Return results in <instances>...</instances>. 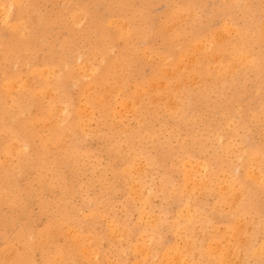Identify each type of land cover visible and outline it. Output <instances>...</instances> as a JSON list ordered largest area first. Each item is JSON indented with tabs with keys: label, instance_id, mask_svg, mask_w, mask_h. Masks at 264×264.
I'll use <instances>...</instances> for the list:
<instances>
[{
	"label": "rangeland",
	"instance_id": "obj_1",
	"mask_svg": "<svg viewBox=\"0 0 264 264\" xmlns=\"http://www.w3.org/2000/svg\"><path fill=\"white\" fill-rule=\"evenodd\" d=\"M99 1H102V2H99ZM104 1H105V3H104ZM106 1L107 0H94V1L93 0H0V44H1L0 45V50H1L0 51V57L2 56L0 58L1 59L0 60L1 61L0 62V78H1L0 82L3 83V84L0 83L1 84L0 85V94H1L0 95V104H1L0 105V110H1L0 111V119L4 120V121L0 120L1 121L0 122V144H1L0 145V150H1L0 151V165H2L3 163L5 164V165L0 166V168H1V170H0V173H1L0 174V181L3 179L2 180L3 182L2 181L0 182V189H2L0 191V208H1L0 209V217H1L0 218V227H1L0 228V238H2V239H0V256L1 257L5 256L4 257L5 259H3V257L2 258L0 257V260H1L0 264H2V262H3V264H41L43 262H44V264H53V263L56 264L57 262H59L57 264H71V263L72 264H74V263L75 264H138L139 262H140V264H142V263L145 264L146 262H147L146 264H156L157 262H159L160 264H168L167 263L168 261L167 260L165 261V259H167L168 256H169L168 260H169V258H171L169 261V264L170 263L171 264H185V263L187 264V262H188V264H190V263L191 264H197V262H198V264H200V263L201 264H221L223 262L225 264H228L231 260H232L231 264L233 262H234L233 264H242V263L243 264H264V253H263L264 248L262 247V246H264V231H263L264 230V225H263L264 224V193H263L264 192V185L261 183V182H264V180H263L264 174H262V173H264V169H263L264 168V153H263L264 152L263 151L264 150V122H262V119L264 120V118H262V117H264V111H263L264 110V64L262 63V62H264V59H263L264 58V34H263V32H264V30H263L264 29V18H262V16L264 17V1L263 0H228V1L225 0V1H227V2H225L224 0H200V1L199 0H174V1L173 0H123V1L122 0H120V1L116 0V2H115L113 0H108L107 3H106ZM127 1L130 3V5H129V3H127ZM95 3H97V4H95ZM27 4H29V5H27ZM121 4H124L125 7ZM128 5H129V7H128ZM141 5H144V6H141ZM97 6H99L100 8L98 7V9H95V8H97ZM101 6H102V8H101ZM247 6H249V7H247ZM2 7L4 8V11L6 13H8L9 15H7L6 13L3 12ZM82 7H83V9H82ZM122 7H124L123 11H122ZM260 7H262V9ZM30 8H31V11H30ZM186 8L189 10H187ZM205 8H207V9H205ZM228 8L230 11L227 10ZM238 8H240V9H238ZM81 9L83 11H81ZM84 9H88V10H84ZM126 9L128 12L122 13V12H126ZM136 9L139 11H135ZM170 9H172V10H170ZM173 9H174V11H173ZM224 9H225V11H224ZM76 11L87 12V13L83 14V13L78 12V15H76V14L74 15V13ZM145 11H146V13H143ZM171 11H173V12H171ZM222 11H223V13H221ZM23 12H26L28 14L23 13ZM130 12H131V14L129 17ZM133 12H134V14H133ZM174 12H176V13H174ZM182 12L184 13V15L186 14L189 17H187L186 15L184 16ZM188 12H190V13H188ZM227 12L230 13L232 18H230L231 16ZM118 13L121 14L122 16L124 15L123 16L124 19L121 18V15L118 16L119 15ZM139 13H141V14H139ZM255 13H256V15H255ZM68 14H70V15H68ZM113 14H115V15H113ZM135 14H137L138 16L136 17ZM168 15H169V17H167ZM175 15H176V17H175ZM219 15H220V17H219ZM234 15H235V17H234ZM83 16H85V17H83ZM107 16H108V18H105ZM9 17H10V19H9ZM114 17H117V20ZM134 17H135V19H134ZM140 17H142L141 20H140ZM143 17H144V19H143ZM147 17H148V19H147ZM180 17H181V19H180ZM197 17H199V18H197ZM67 18L70 22L67 21ZM91 18H93V19H91ZM136 18L138 19L137 21H136ZM234 19H236V20H234ZM21 20H24V21H21ZM104 20H106V21H104ZM14 21H15V23H17L15 26H14V24H15ZM122 21H124V22L128 21L129 24L125 23L126 26H124L123 25L124 22L122 23ZM138 21H139V23H138ZM141 21L144 23H142ZM164 21L167 22L168 24L165 23ZM176 21L177 22L179 21V22L177 23ZM223 21H225L227 24ZM4 22H5V24H4ZM45 22H46V24H45ZM105 22H107V23H105ZM108 22H109V24H108ZM247 22L248 23L250 22V23L247 24ZM23 23H24V25H23ZM67 23L69 26H67ZM73 23H75V24H73ZM87 23H89V24H87ZM101 23H102V25H100ZM147 23H148V25H147ZM158 23L160 24V26L158 25ZM163 23H165V24H163ZM174 23H175V25H174ZM224 23L226 24L225 26H227V27L222 25ZM12 24H13V26H12L13 28L11 27ZM97 24H99V26H101V28H99V26ZM117 24H118V26H117ZM170 24L172 25V27ZM45 25H47V26H45ZM50 25H51V27H50ZM95 25L98 27L96 28ZM122 25H123V27H122ZM130 26H132V27H130ZM156 26H158L160 29H158V27H156ZM161 26H162V29H161ZM261 26L263 29L262 28L259 29V27H261ZM29 27H31V28H29ZM105 27L107 28V31H106L107 33L105 32V30H106ZM114 27L116 29H114ZM117 27H118V29H117ZM121 27L124 28V30L126 29L125 30L126 34H124V32H123L124 30ZM247 27H249V29ZM255 27H257V28H255ZM17 28H19L20 31L21 30L22 31L18 33L19 30ZM23 28H24V30H26L25 32H24ZM52 28H53V30H52ZM102 28H104V31H102L103 30ZM135 28H137L136 31H135ZM170 28H171V31H170ZM38 29H40V30H38ZM50 29L52 30V32ZM119 29H121V31ZM148 29H149V34H147ZM153 29H154V31L155 30L156 31L155 32L151 31ZM165 29H168V30H165ZM231 29H232V32H231ZM16 30H17V32H16ZM113 30H114V32H113ZM127 30H129V31H127ZM139 30H140V32H139ZM215 30L216 31L218 30V33ZM150 31H151V33H150ZM223 31H224V33H223ZM257 31H258V33H257ZM12 32H13V34H12ZM34 32H35V34H34ZM88 32H89V34H88ZM90 32L95 33V34L90 35ZM115 32H116V35L114 34ZM141 32H142V34H140ZM159 32H160V35H158ZM219 32H221V33H219ZM99 33L107 39L103 38V36H101ZM120 33L122 35H120ZM155 33H156V35H155ZM211 33L213 34L212 36H211ZM24 34H25V36H24ZM52 34H54V35H52ZM78 34H80V36H78ZM97 34H99V35H97ZM128 34H130V35H128ZM143 34H144V37H141ZM198 34H200V35H198ZM215 34H217V36H218V34H220V36H218V38H215L216 37ZM21 35L23 36V38ZM89 35H90V37H89ZM139 35H141V36H139ZM197 35L200 37H197ZM121 36L124 38H121ZM129 36H131L132 38L130 37V39H128ZM221 36L223 39L221 38ZM224 36H226V37H224ZM59 37H61V38H59ZM9 38H10V40H9ZM64 38H66V39H64ZM99 38H101V39H99ZM137 38H139V40ZM227 38H228V40H227ZM67 39H68V41H67ZM93 39H95V41ZM96 39H97V41H96ZM201 39L203 40V42H201L202 41ZM210 39H214V40H211V43H210ZM57 40H58V42H57ZM107 40H109V41H107ZM124 40L126 42H124ZM127 40H128V42H127ZM186 40H187V42H186ZM22 41H24V42L22 43ZM66 41L68 43L69 42L70 43L68 44ZM98 41H100V42H98ZM106 41L108 44L106 43ZM113 41L115 42V44ZM116 41H118V42H116ZM219 41H220V43H219ZM6 42H8V43H6ZM260 42H261V44H260ZM99 43H102V44L100 45ZM192 43L198 44V46H200V49L197 46H195L196 44H192ZM202 43L204 44V46ZM24 44L25 45L29 44V45L26 47ZM105 44H106V47L104 48ZM113 44H114V46H113ZM126 44H128L129 46H127ZM219 44H220L221 48H220ZM246 44H247V46H246ZM86 45H87V47H86ZM95 45H96V47H95ZM193 45L195 46V48ZM201 45H202V47H201ZM20 46L24 47V48L26 47V48L21 49ZM101 46L103 48H101ZM217 46H219V47H217ZM19 47H20V49H19ZM94 47H95L96 51L94 50ZM228 47H230L229 48L230 51L228 50ZM246 47H247V49H246ZM4 48H6V49H4ZM54 48H56V52H54L55 51ZM59 48H61V49H59ZM108 48L109 49L111 48V49L109 50ZM206 48H208V49H206ZM212 48L215 50H213ZM223 48H226V49H223ZM231 48H234V49L231 50ZM8 49H10V50L12 49V50L11 51L9 50L10 51L9 52ZM18 49H19V51H18ZM29 49H30V51H29ZM82 49L84 50L83 52H82ZM87 49H88V51H87ZM99 49H101L102 51H100ZM127 49L129 52L127 51ZM221 49H223V50H221ZM2 50H4V51H2ZM21 50H23V51H21ZM25 50L28 54L25 52ZM52 50H53V52H51ZM97 50H99V51H97ZM108 50H109V52L113 51V53H108ZM125 50H126V52H125ZM181 50H183V54H182ZM5 51H8L9 55H8V52L6 53ZM60 51H61V53H60ZM72 51H75V52H72ZM179 51H181V53ZM261 51L263 52V54ZM101 52H102V54H101ZM234 52H235V54H233ZM92 53H93V56H92L93 58L91 57ZM130 53H133V54H130ZM239 53L242 55L241 56L238 55ZM15 54L16 55L21 54V55L15 56ZM22 54H25V55H23V57L25 59L22 57ZM50 54H52V55H50ZM57 54H60L62 57L57 55ZM122 54H123V56H120ZM83 55H85V56L83 57ZM179 55L180 56L182 55L184 57H180ZM29 56H31V58ZM48 56H49V58H48ZM65 56H67V57H65ZM115 56H117V58ZM242 56H244V57H242ZM246 56H248V57H246ZM38 57H39V59H38ZM63 57H65V58H63ZM208 57H209V59H208ZM29 58L30 59H34V58L36 59L37 58V61H35V59H34V61L29 60ZM44 58L45 59L47 58V59L43 60ZM57 58L59 61H56ZM59 58L60 59L62 58V59L60 60ZM5 59H6V62H5ZM104 59H105V61H104ZM159 59H160V61H159ZM177 59H179V60L176 61ZM253 59L255 61H252ZM16 60H17V63L15 64ZM27 60H29V61H27ZM49 60H50V62H49ZM62 60H63V62H64V60H66L64 62V64L61 63ZM161 60H163V61L166 60V63L167 64L169 63L168 66L166 63H164L165 64L164 65L163 61H161ZM7 61H8V63H7ZM125 61L126 62L128 61V62L126 63ZM173 61H174V64L177 68L173 65ZM30 62L31 63L33 62L32 63L33 65L30 64ZM37 62H40V63L36 64ZM251 62L252 63L254 62L252 67H251V65H252ZM24 63H26V64L24 65ZM34 63H35V65H34ZM3 64H4V66H3ZM47 64H49L48 65L49 69L48 68L45 69ZM125 64H127V65L125 66ZM180 64H182V65H180ZM112 65L114 68L112 67ZM115 65H116V67H115ZM170 65L174 66L177 70L175 68H172ZM79 66L81 68L80 71H79ZM106 66H108V67H106ZM201 66L202 67L205 66V67L202 68ZM216 66H217V69H216ZM37 67H39V68H37ZM62 67H64V69ZM206 67L208 68V70ZM233 67H234V69H233ZM32 68H35L36 70H34ZM89 68H90V70H89ZM162 68L163 69L166 68L168 72L165 71L166 69L163 70ZM230 68H231V72H229ZM31 69H32V71H30ZM54 69L56 72L54 71ZM65 69H67L68 71ZM92 69H95V70H92ZM157 69H158V71L162 70V72H158ZM88 70H89V72H88ZM114 70H115V72L113 74ZM169 70H170V72H169ZM86 71L88 74H91L90 75L91 77L86 73ZM110 71H112V72H110ZM206 71H209V72H206ZM69 72H71V73H69ZM104 72H106V74ZM10 73H13V74H10ZM84 73H85V76H84ZM18 74L21 77H19ZM172 74H173V76H172ZM190 74L192 77L194 75L195 79H193L191 76H189ZM72 75H74V76H72ZM224 75H225V77H224ZM231 75H232V77H230ZM51 76H53V78ZM203 76H204V78H202ZM206 76L209 78V80ZM8 77H10V78H8ZM17 77H19V78H17ZM55 77H57L58 79H56ZM27 78H28V80H27ZM41 78H44V79H41ZM65 78H67V80ZM201 78H202V80H201ZM206 78H207V82H206ZM19 79H21V80H19ZM29 79H31V80H29ZM190 79L192 81H190ZM222 79H223V81H221ZM14 80H17V81H14ZM18 80L20 82H18ZM32 80H33V83H31ZM44 80H46V81H44ZM82 80H83V82H82ZM214 80H215V82H214ZM226 80H227V82H226ZM27 81H29V82H27ZM34 81H35V84H34ZM43 81H44V84L42 83ZM53 81H54V84H53ZM89 81H90V85L88 83ZM103 81H105V82H103ZM167 81H169V82H167ZM170 81L172 83L171 85H170ZM47 82L49 84L51 83L50 86L48 85L49 87H51V85L53 84L52 88H46ZM80 82H81V84H80ZM106 82H108V83H106ZM45 83H46V85H45ZM161 83L164 85L162 86ZM201 83H203V84H201ZM25 84H27V85H25ZM41 84H43L45 86L40 87ZM55 84H56V86H54ZM71 84H72V86H70ZM100 84L103 86H101ZM165 84H167V85H165ZM177 84H178V86H177ZM29 85L32 88L34 86L35 89L30 88ZM172 85H175V89L172 88V87H174ZM215 85H216V87H215ZM57 86H58V88H57ZM105 86H106V88H105ZM108 87L111 89L109 90ZM207 87H208V89L210 88V91H207ZM2 88H4L5 90ZM41 88H43V89H41ZM54 88L57 90V92ZM122 88H124V90ZM141 88H142V90H141ZM169 88H172V89H169ZM181 88H182V90H181ZM22 89H23V91H22ZM40 89H41V91H39ZM137 89H138V92H136ZM157 89L158 90L161 89V90L158 91ZM7 90H9V91L7 92ZM44 90H46V92L48 90V93H46L47 95L42 96V95H44V93H43ZM49 90H51V91H49ZM102 90H105L106 92L102 91ZM167 90H169V91L171 90L170 91L171 93H169V92L167 93L166 92ZM212 90H214V91H212ZM21 91L23 93H20ZM182 91H183V93H182ZM236 91H237V93H236ZM51 92H52L53 98L51 97ZM102 92H104L103 93L104 95L105 94H107V95L100 97L103 95ZM108 92H110V93H108ZM134 92L136 94L133 96ZM160 92H162V94L163 93L164 94L160 95L161 94ZM8 93H9V95H8ZM17 93H19V94H17ZM39 93H43V94L40 95ZM81 93H83V94H81ZM153 93H155V95H153ZM176 93H178V94H176ZM202 93L204 94V97H202L203 96ZM210 93H211V95H210ZM22 94H24L25 98L22 97ZM53 94H55V96ZM56 94H58V95H56ZM165 94H167V95H165ZM4 96L8 100H5ZM28 96H30V97H28ZM34 96L35 97L37 96L38 99L35 98ZM116 96H117V98H116ZM158 96L160 97V99H157V98H159ZM161 96H162V98H161ZM166 96H167V98H166ZM186 96H188V97H186ZM16 97H17V99H16ZM42 97L45 100H43ZM62 97H63V99L61 101ZM151 97H153L152 98L153 100L151 99ZM23 98H24V100H22ZM85 98H86V100H85ZM90 98H92V99H90ZM99 98H100V100H99ZM114 98L116 100H114ZM122 98L124 101L122 100ZM146 98H148V99H146ZM154 98H156V99H154ZM169 98H170V100H169L170 102L168 101ZM150 99L152 101H155V102L153 103L151 101V103H150ZM161 99H163V101ZM164 99L167 102H165ZM204 99H206V100H204ZM12 100L14 102H12ZM17 100H18V102H17ZM39 100H40L41 104L38 103ZM47 100H49V101H47ZM111 100L113 102H111ZM157 100H159V101H157ZM172 100H174V101H172ZM203 100L206 102L203 103ZM27 101H28V103H27ZM117 101H119V102L123 101V102H120V104H118ZM129 101H131V103H129ZM171 101H172V103H171ZM15 102L17 103V105H15L16 104ZM23 102H25V103H23ZM44 102L45 103L48 102L49 105L52 107H48L47 106L48 103L44 104ZM134 102H136L137 104ZM174 102H176L177 105H174ZM63 103H64V105H63ZM155 103H156V105H155ZM162 103L166 106L165 109H164V106ZM170 103L172 104V106ZM13 104H14V106H13ZM27 104H28V106H27ZM37 104H39V105H37ZM42 104H43V106H41ZM57 104H59V105H57ZM116 104H118V105L116 106ZM148 104H151V105H148ZM158 104H160V105H158ZM167 104L168 105L170 104V107L167 106ZM53 105H54V107H53ZM67 105H68V107H67ZM90 105H92V106H90ZM104 105H106V106H104ZM153 105L155 106V108ZM9 106L13 107V109H10ZM22 106H24V107H22ZM70 107H72V108H70ZM81 107L82 108L85 107L84 110ZM88 107H89V109H88ZM128 107H129V109H127ZM5 108H7L6 109L7 111L5 110ZM56 108H58V110ZM59 108H61V110ZM168 108H169V110H168ZM181 108L183 109V111ZM8 109H10V110H8ZM44 109H46V110H44ZM49 109H50V111H48ZM55 109H56V111H55ZM71 109L73 112L71 111ZM73 109L75 110V112ZM81 109L83 110V112L85 111L84 113L87 116L84 115L82 117V114H84V113L82 112ZM112 109H114L112 112L113 114H111V112H110V111H112ZM14 110H15V112L13 113ZM23 110L27 111L28 114H27V112H25ZM87 110H88V113L90 115H88ZM104 110H106V111H104ZM53 111H54L55 115H54ZM69 111H71L72 113ZM77 111H79V112L81 111L82 114L77 112ZM1 112H2V114H1ZM9 112H10V114H6ZM18 112H20V113H18ZM29 112H30V114H29ZM41 112H43V113H41ZM100 112H101V114H100ZM174 112L176 114H174ZM182 112H183V114H181ZM132 113H133V115H132ZM15 114H17V115L15 116ZM49 114H50V116H49ZM76 114H79L78 117ZM109 114H111V115H109ZM60 115L63 116V118H64V119L62 118L63 120L61 119ZM37 116H41L40 117V118H42L41 123L43 122L42 123L43 125L40 124L41 119H38L39 117H37ZM54 116L56 118H54ZM58 116H60V118ZM66 116H68V117L65 118ZM79 116H81V117H79ZM180 116H181V119H179ZM173 117H176L177 119L176 118L173 119ZM14 118H15L17 124L15 123ZM21 118H22V120H21ZM10 119H12V120H10ZM17 119H19L20 122ZM34 119L37 121L36 123L33 122ZM80 119H81V121H80ZM8 120H9V123H8ZM44 120L46 122H44ZM178 120L179 121L181 120V122H179ZM182 120L184 121L183 123H182ZM13 121H14V124L12 123ZM64 121H66V122H64ZM76 121L77 122L79 121V122L77 123ZM51 122H53V124ZM75 122H76V124H75ZM86 122H87V125H85ZM45 123H47V124H45ZM2 124H4V126ZM5 124L7 125V128H6ZM114 124H116L115 127H114ZM30 125H31V127H30ZM41 125L43 128L40 127ZM44 126H48V127H44ZM63 126H64V128H63ZM76 126L80 130L75 128ZM28 127L30 129H32V133H30L31 130ZM50 127H54V128H52L53 130H51ZM4 128H6V130L8 132L6 135H5L6 130H4ZM24 128H25V130H24ZM117 128H119V129H117ZM120 128H122L123 130L121 131ZM128 128H129V130H128ZM26 129H29L30 131L26 130ZM36 129H37V131H36ZM66 129H68L69 131L68 130L66 131ZM83 129L85 132H82ZM16 130H18V132L20 130L21 131H20V133H17ZM61 130H63V133L65 135L64 134L62 135V132L60 134ZM11 131H13L14 133ZM65 131L68 133H65ZM71 131H73V132L75 131V133L73 134V132H71ZM143 131H144V133H143ZM128 132H129V134H128ZM39 133H40V136L38 135ZM76 133H78V134H76ZM92 133H94V134H92ZM119 133H121V134H119ZM29 134H32V135L30 136ZM75 134H76V136H75ZM149 134H152V135H149ZM140 135H141V137L143 136L142 140H140L141 139ZM16 136H17V138H19L18 140H17ZM20 136H21V138H20ZM37 136H38V138H37ZM45 136H47V137H45ZM59 136H60V138L58 139ZM138 137H139V139H138ZM15 138H16V140H15ZM77 138H79V140ZM135 138H137V139H135ZM34 139H35V142L33 141ZM117 139H119V140H117ZM193 139H195V140H193ZM4 140H5V142H4ZM24 140H25V142H24ZM31 140L35 144L34 143L32 144ZM52 140H54V141H52ZM128 140H129V142H128ZM13 141H14V143H13ZM26 141H28V142H26ZM113 141L116 143H118V142L119 143L115 144ZM52 142L54 143V145ZM58 142H60V143H58ZM179 142H180V144H179ZM243 142L246 145H244ZM2 143H3V145H2ZM110 143L111 144L114 143V145L113 144L110 145ZM183 143L184 144L188 143V144L187 145L185 144L186 145L185 146V145H183ZM236 143H237V145H234ZM8 144H10L11 146ZM28 144L31 145L32 147L29 146ZM39 144H41V145H39ZM70 144H72V145H70ZM75 144H77V145H75ZM231 144L233 145V147L231 146ZM249 144H251L252 147H250L251 145H249ZM15 145H17V146H15ZM43 145H44V147L48 148L49 151H48V149L46 150V148H44ZM48 145H51V146L47 147ZM61 145H62V147H61ZM167 145H169L170 147L169 146L167 147ZM12 146H14V148L16 150L13 149ZM253 146H255V147H253ZM1 147H3L4 149H2ZM19 147H21L20 150H19ZM24 147L26 149H23ZM60 147H61V149H60ZM68 147H69V149H68ZM76 147H78L79 152L76 150L77 149ZM117 147L119 148V151H118ZM184 147L186 148V150ZM229 147L232 148V151L230 150L231 148H229ZM256 147L258 148V150ZM36 148H38V150ZM72 148H73V150H72ZM120 148H122L123 150ZM140 148L142 149L143 152L140 150ZM193 148H195V149H193ZM227 148H228V150H227ZM8 149H10V150H8ZM11 149H13L14 152ZM66 149H67V152H66ZM203 149H204V152H203ZM243 149H244V151H243ZM252 149H255V150L253 151ZM3 150L4 151L6 150L5 152L7 153V155H9V158L11 160L8 158V156L6 155V153ZM30 150L32 151V156L30 155L31 154ZM134 150L137 151V153L134 154V152H135ZM226 150H227V154L225 152ZM235 150H236V154L234 152ZM250 150L252 153L250 152ZM256 150L259 152V155H258V152H256ZM8 151H9V153H8ZM19 151H21L23 154ZM71 151H73L74 154ZM121 151H123V152H121ZM167 152H168V156H167ZM176 152L178 153L177 154L178 157L175 156ZM186 152H187V154H186ZM190 152H192V153H190ZM229 152H231V153L229 154ZM253 152L255 154L256 153L257 154L255 155V154H253ZM15 153H16V155H15ZM18 153H19V155H18ZM121 153L122 154L125 153V154L122 155ZM184 153L186 156L184 155ZM75 154L77 155L76 157H75ZM108 154H110V155H108ZM180 154L183 157L182 162L180 161L181 159H179V157L181 158V156H179ZM251 154H253V156ZM132 155H134V156H132ZM247 155L249 158L247 157ZM169 156H170V158H169ZM258 156H260V158ZM261 156H262V158H261ZM5 157L7 158V161L4 162L3 158H5ZM32 157H34V159ZM160 157H161V159H160ZM171 157H173V158H171ZM216 157H217V159H215ZM221 157L223 158V160ZM225 157H227V158H225ZM251 157H255L258 160L257 159L253 160L254 158L252 159ZM174 158H176V159H174ZM38 159L40 160V162ZM66 159H68V161ZM72 159H73V161H72ZM29 160H30V162H29ZM48 160H49V162H48ZM171 160H172V162H171ZM212 160H213V162H212ZM214 160L217 162H214ZM245 160L248 163H245L244 162ZM26 161H27V163H26ZM60 161H62V162L60 163ZM185 161H187V162H185ZM249 161H250V163H249ZM253 161H255V162H253ZM38 162H39V164H37ZM46 162L48 163L47 167L44 166L47 164ZM167 162H170V163H167ZM199 162H200V164L201 163L202 164L198 165L197 163H199ZM31 163H33V164H31ZM40 163H41V166H40ZM66 163L68 165H66ZM133 163H134V165H133ZM139 163H140V165H139ZM187 163L189 165H187ZM203 163L204 164L206 163L205 165L207 168L204 167L205 165ZM217 163H218V165H217ZM256 163H258V164L255 166L254 164H256ZM34 164H36V165L34 166ZM105 164H106V166H105ZM128 164H130L131 167L128 166ZM173 164L176 166H173ZM195 164H197L200 167L196 166ZM222 164H223V166H222ZM13 165L15 167H13V169H12ZM25 165H26V167H25ZM37 165H39V166H37ZM72 165H74V166H72ZM84 165L86 166V168ZM230 165H232L231 166L232 168L229 167ZM3 166H4V168H2ZM6 166L8 168L10 167L9 170L6 168ZM49 166H51L52 168ZM76 166L77 167L79 166L80 168H76ZM160 166H161V168H160ZM201 166H202V168H201ZM218 166H219V168H218ZM221 166L224 170L222 168L220 169ZM252 166H254L253 167L254 169H252ZM65 167H67V168L64 169ZM111 167H112V170H116L115 173L111 170ZM172 167H173V169H172ZM175 167H177V170ZM37 168L39 170H41V173H43V176L41 173H39V170ZM127 168H128L129 172L127 171ZM211 168H212V170H211ZM229 168L232 169V171L229 170ZM19 169H21V170H19ZM121 169H122V171H120ZM181 169L183 171L186 170V171H184V174H180V172L182 171ZM196 169L198 171L199 170L200 171L199 172L197 171V173H196ZM190 170L192 172H190ZM260 170H262V171H260ZM7 171H10V173ZM187 171H189V172H187ZM208 171L211 172V174ZM221 171L224 172L223 175L221 174L222 173ZM5 172L8 173V177L6 176L7 173H5ZM59 172H60V174H59ZM212 172H214V174H216V175H214ZM15 173L17 176L15 175ZM48 173H50V174L48 175ZM51 173H53L54 175ZM116 173H118V174H116ZM181 173H183V172H181ZM195 173H196V175H195ZM250 173H252L254 176L252 174L250 175ZM256 173L258 176L256 175ZM9 174H10V176H9ZM39 174H41V175H39ZM126 174H127V176H126ZM185 174H187V175H185ZM188 174L190 176L192 174V177H190L191 179L189 178ZM207 174H210V177H211L210 179H208L209 175H207ZM230 174L233 178L230 176ZM260 174L263 176H261ZM3 175H4V177H3ZM14 175H15V178L12 177ZM45 175H46V177H45ZM50 175H51V177H50ZM38 176H40V178ZM104 176H106L105 177L106 179L104 178ZM182 176L185 178H182ZM187 176L190 179V181L188 178L186 179ZM123 177H125V178H123ZM128 177H129V179H128ZM194 177H196V178H194ZM224 177H226V179ZM238 177H239V179L237 180ZM253 177H255V178H253ZM262 177H263V179H262ZM131 178H133V179H131ZM256 178H260V179H258L259 181ZM185 179H186V181H185ZM196 179H197V182H196ZM199 179H201V180H199ZM246 179H248V180H246ZM32 180H34L33 184L31 182ZM38 180H39V182H37ZM52 180L54 182H51ZM133 180H135L136 182L138 181L140 183H138V182L135 183V181L133 182ZM206 180H208V181H206ZM230 180L231 181L234 180V182H231ZM253 180L256 181V183L258 181V183L257 184L255 183L256 185L255 184H253V185L248 184L249 182L253 183L254 182ZM5 181H6V183H5ZM124 181H126V183ZM181 181H183V182L185 181V182L182 183ZM194 181L196 183L193 185L192 182L194 183ZM200 181H201V183H200ZM216 181L220 185H218V183H216ZM228 181L231 184H229ZM236 181H238V183H240L239 186H238ZM49 182L51 183V185ZM186 182H188L190 185H193L192 188H195L197 186L196 189L190 190V188H189L190 186ZM44 183L47 185H45ZM199 183H200V186H199ZM202 183L203 184L205 183V187H207V188L203 187ZM260 183L262 184V186L260 185ZM8 184H10V185L8 186ZM52 184H53V187H51ZM137 184L141 188H139ZM207 184L211 185L212 191H210V187ZM234 184H236L235 185L236 187H232ZM246 184L248 186H245ZM30 185H32V186H30ZM132 185H133V187H131ZM181 185H183L184 187ZM185 185H187V187ZM224 185H226L227 187L225 186L226 187L225 188ZM12 186H13L14 190L11 188ZM14 186H15V188H14ZM174 186L176 189L174 188ZM260 186L262 187L263 190L261 189ZM16 187H18L17 188L18 190L16 189ZM71 187H72V190H71ZM177 187H180V188H177ZM200 187H202L203 189ZM208 187H209V189H208ZM8 188H11V189L8 190ZM170 188H172V189H170ZM173 188L176 190V192H174L175 190ZM185 188L187 189L188 192H186ZM188 188H189V190H188ZM231 188L232 189L234 188V189L232 190ZM235 189L238 191V193ZM251 189L254 191H252ZM260 189H261V191H259ZM15 190H16V192H15ZM135 190H137V191H135ZM139 190H142L141 193H139L140 192ZM197 190L200 192H198ZM216 190L217 191L220 190L222 193L219 191L217 192ZM239 190H240V192H239ZM243 190H244V192H243ZM10 191H12V192H10ZM13 191H14V193H13ZM36 191L39 192L40 194L37 193ZM162 191H164V192H162ZM165 191H166L167 195L165 194ZM177 191H179V192L177 193ZM247 191H248V193H251L250 196L247 193ZM1 192H2V196H1ZM72 192H73V194L71 195ZM148 192H149V194H148ZM180 192H182L181 195H179ZM191 192H192V194H191ZM196 192H198V193L196 194ZM211 192H213V193H211ZM234 192L237 194V196H239V198L237 196L235 197ZM29 193H31L32 196ZM33 193H34V195H33ZM65 193H67V194H65ZM244 193H246V194L244 195ZM186 194L188 196H186ZM242 194H243V197H242ZM182 195H183V197H182ZM196 195H197V197H195ZM240 195H241V198H240ZM135 196H137V197H135ZM143 196L145 197V199ZM148 196L150 197V199ZM178 196H181V197H178ZM221 196H224V199L225 200L227 199L226 201H230V203L226 202V204H225V202H224L225 200H223V199L221 202V199H220ZM246 196H249V197H246ZM17 197H19V198H17ZM59 198H60V200H59ZM140 198H141V200H139ZM185 198H187V199H185ZM201 198H203V199H201ZM237 198L240 200H238ZM175 199H177V200H175ZM229 199H231V200H229ZM5 200H8V201H5ZM19 200H21V201H19ZM127 200H128L129 204L127 203ZM14 201H16V202H14ZM26 201H27V203H26ZM146 201H148V202H146ZM244 201H246V202H244ZM261 201H263V202H261ZM4 202H5V204L6 203H8V204L5 205ZM10 202H12V203H10ZM197 202H198V204H197ZM205 202H206V204H205ZM231 202H234L233 203L234 206L231 204ZM252 202H255L256 205H255V203H254V205H252L253 204ZM20 203H21V205H20ZM43 203L45 204L44 207H43ZM58 203H59V205H58ZM183 203H185V205ZM257 203H259V204H257ZM40 204H41V206H40ZM47 204H48V206H46ZM60 204H61V206H60ZM227 204H230V205L228 206ZM142 205L143 206L145 205V206L143 207ZM197 205H199V207ZM202 205H204V206H202ZM13 206H15V207H13ZM186 206H188V207H186ZM184 207H186V208H184ZM241 207H242V210L240 209ZM45 208H46V211H44ZM54 208H56V209H54ZM144 208L146 211L145 210H143L144 212L140 211ZM42 209L45 213L42 211ZM47 209H49V210H47ZM205 209L208 212H206ZM247 209H248V211H247ZM252 209H254V210L258 209V210L252 211ZM151 210H152V212H151ZM185 210H187V211H185ZM199 210H201V211H199ZM163 211H165V212H163ZM180 211H182V212H180ZM191 211L194 214L193 213L190 214ZM184 212H186L188 215L186 213L184 214ZM237 212L239 213V215ZM248 212L250 214H248ZM55 213H57V214H55ZM66 213H68L69 215ZM178 213H181L180 214L181 216ZM218 213L221 215H219ZM231 213L232 214L234 213V214L232 215ZM242 213H243V215H242ZM183 215L185 217H183ZM186 215L190 216L189 219ZM212 215H214V216H212ZM235 215H238V216H235ZM141 216L143 219H141ZM83 217L86 218V219H84V220H86V222L83 221V219H82ZM197 217H199V219H196ZM209 217H211V218H209ZM213 217H215V218H213ZM230 217L233 219L236 218V220L235 219L233 220ZM244 217H245V219H244ZM247 217H250V218H247ZM176 219H178L180 221H178ZM191 219L194 222L196 220L197 221L195 223H193ZM209 219L210 220L212 219V220L210 221ZM255 219H257L258 222ZM80 220H82V222ZM247 220H249V221L246 222ZM88 221H90L91 223H89ZM183 222H185V223H183ZM207 222L209 223V225ZM215 222H216V224H215ZM80 223L81 224L83 223V224L80 225ZM169 223H171L172 225H170ZM174 223L176 224V226H174L175 225ZM180 223H181V225H180ZM196 223H198V224H196ZM205 223H207V224H205ZM217 223H219V224H217ZM234 223H235V226L232 225ZM88 224H90L89 225L90 227L87 226ZM194 224H196V226H194ZM238 224L239 225L241 224V225L239 226ZM154 225H156V226H154ZM217 225H218V227H216ZM220 225L223 226L224 228L226 226L230 225L229 226L230 228L226 227L224 229ZM257 225L258 226L260 225V226L257 227ZM206 226L208 227V229ZM112 227H114L113 229L117 230V232L115 230H113ZM142 227H144V228L142 229ZM152 227L153 228L155 227V228L153 229ZM168 227H170L171 229L173 228V229L171 230L169 228V230H167ZM189 227L190 228L192 227V228L189 230ZM196 227H197V229H196ZM215 227L217 228V230H215V232H214V229H212V228H215ZM245 227H249V228L245 229ZM136 228H137V230H136ZM203 228L204 229L206 228V230H204ZM77 229H79V231ZM138 229L141 230V231L139 230V235H141L143 232L145 233V234L143 233V235H141V238L139 235H137ZM233 229H235V232ZM109 230H113V231L111 232ZM180 230H181V232H180ZM200 230H202V231H200ZM222 230H223V232H222ZM248 230H249V232H248ZM29 231L31 234L29 233ZM76 231H78V232L76 233ZM216 231H218V234ZM255 231H257V232H255ZM118 232H120V233L118 234ZM140 232H142V233H140ZM178 232H180V234ZM184 232H185V234H184ZM191 232H193L194 235ZM224 232L226 235L224 234ZM226 232H228V233H226ZM229 232H231V233H229ZM246 232H248V233H246ZM78 233H81L82 235L80 234V236H79ZM130 233L132 235H130ZM197 233H198V236L196 235ZM210 233L211 234L215 233L214 235H216V234L217 235L216 236H214V235L209 236ZM232 233H233L234 238H236L235 236H238V238L233 239V237L230 235ZM55 234H57V235H55ZM174 234L176 236H174ZM221 234H224L225 238ZM244 234H246V235H244ZM6 235H7V238H6ZM99 235H100V237H98ZM148 235H149V238L147 237ZM179 235H180V237H179ZM186 235H187V237H186ZM127 236H129V237H127ZM228 236H230L232 239L230 237L228 238ZM79 237H80V239H79ZM199 237H201L200 238L201 240L199 239ZM220 237L222 239L224 238L223 241H221L222 239H220V241H219ZM9 238L11 239L10 243H9V240H10ZM188 238H189V242H188ZM226 238H228L231 241L226 240V242H228V243L225 245L224 242H225ZM243 238L246 241L245 240L243 241L242 240ZM149 239H151V240H149ZM191 239H192V241H190ZM253 239L255 241H253ZM88 240H89V242H87ZM233 240H235V241H233ZM249 241H250V243H249ZM133 242H134V244H133ZM148 242H150V243H148ZM204 242H206V243L204 245H202ZM258 242H260V243L258 244ZM178 243H179V245H178ZM183 243H185V244H183ZM210 243H211V245L207 246ZM217 243L218 244L220 243V244L217 245ZM221 243L223 245H221ZM230 243H231V245H228ZM253 243H255V244H253ZM93 244H94V247H93ZM170 244H172L173 246ZM9 245L12 248V251L15 250L14 252L11 251L10 247L8 248ZM79 245H80V248H79ZM84 245H87V246H84ZM163 245H165V247ZM174 245H176V246H174ZM180 245H183V247ZM192 245H193V247H192ZM216 245L218 248L215 247ZM220 245H221V247H220ZM5 246H6V250H5ZM124 246H125V248H124ZM190 246H191V248H190ZM196 246L198 249L196 248ZM211 246H212V248L213 247L214 248L213 249L210 248ZM224 246L225 247L228 246L229 248L227 247L225 250ZM129 247H131L132 250ZM188 247H189V249H188ZM230 247L233 248V251L235 250L234 253ZM234 247H235V249H234ZM57 248L60 251L58 253H57V251H58ZM78 248L80 250H78ZM163 248H165V249H163ZM208 248H210L212 251ZM223 248L225 251H227V249H228V251L226 253L230 252L228 254V256L223 251ZM154 249H155V251H154ZM158 249H160V250H158ZM174 249H175V251H174ZM193 249H195V250L193 251ZM61 250H63V251H61ZM77 250L80 252H76ZM164 250H167L168 252L170 251L172 253H170V252L168 253ZM199 250H200V252L202 251V254L199 252ZM203 250H205V254H204ZM219 250H222V252ZM262 250H263V252H262ZM88 251H89V253H88ZM176 251H178L179 253ZM218 251H219V253H218ZM236 251L239 253V256H240L239 259L240 260L238 259L239 256H238V253ZM251 251H252V255H251ZM147 252H149L150 254H148ZM195 252L197 253V255ZM12 253H14V254H12ZM61 253H62V255H61ZM67 253H68V255H67ZM86 253L88 256L85 255ZM180 253H181V255H180ZM207 253H209L210 255L208 254L209 255L208 256ZM241 253H242V255H241ZM49 254L50 255L53 254L54 256L51 255V257H50ZM142 254H144L143 259L141 258ZM171 254H172V257H171ZM233 254H235V255H233ZM245 254L247 257L245 256ZM6 255H8V258ZM56 255L57 256L59 255V256L56 257ZM81 255H83V256H81ZM126 255H128V256H126ZM174 255L176 256V260H175V258H173V257H175ZM179 255H180V258H179ZM44 256H46V257H44ZM139 256H141V257H139ZM145 256H146V259H145ZM149 256H151V257H149ZM165 256H167V257L165 258ZM231 256H233V257H231ZM41 257H42V259H41ZM193 257H194V259H193ZM225 257H226V260H225ZM221 258L224 259L223 262H222ZM235 258H236V260H235ZM65 259H66V261H65ZM138 259H140V260H138ZM159 259H161V260H159ZM218 259L221 261H219ZM196 260H197V262H196ZM237 260L239 261V263ZM171 261L174 263H172ZM203 261H204V263H203ZM241 261H242V263H240ZM161 262H163V263H161ZM193 262H196V263H193ZM159 263H157V264H159Z\"/></svg>",
	"mask_w": 264,
	"mask_h": 264
},
{
	"label": "bare ground",
	"instance_id": "obj_2",
	"mask_svg": "<svg viewBox=\"0 0 264 264\" xmlns=\"http://www.w3.org/2000/svg\"><path fill=\"white\" fill-rule=\"evenodd\" d=\"M93 1H94V0H93ZM107 1H108V0H107ZM107 1H106V3H107ZM113 1L116 2V0H113ZM119 1H120V0H119ZM122 1H123V0H122ZM173 1H174V0H173ZM199 1H200V0H199ZM224 1H225V0H224ZM227 1H228V0H227ZM227 1H225V2H227ZM263 1H264V0H263ZM99 2H102V1H99ZM117 2H118V1H117ZM125 2H126V1H125ZM130 2H131V1H130ZM134 2H135V1H134ZM250 2H251V1H250ZM79 3H80V2H79ZM97 3H98V2H97ZM97 3H95V4H97ZM104 3H105V1H104ZM112 3H113V2H112ZM118 3H119V2H118ZM118 3H117V4H118ZM121 3H122V2H121ZM127 3H129V2L127 1ZM77 4H78V3H77ZM125 4H126V3H125ZM135 4H136V3H135ZM226 4H227V3H226ZM17 5H18V4H17ZM27 5H29V4H27ZM118 5H119V4H118ZM121 5H123V6L125 7L124 4H121ZM126 5H127V4H126ZM129 5H130V3H129ZM129 5H128V7H129ZM164 5H165V4H164ZM1 6H2V5H1ZM119 6H120V5H119ZM119 6H118V7H119ZM141 6H144V5H141ZM228 6H229V5H228ZM59 7H60V6H59ZM98 7H99V6H97V8H95V9H98ZM116 7H117V6H116ZM124 7H122V11H123V8H124ZM134 7H135V6H134ZM229 7H230V6H229ZM245 7H246V6H245ZM247 7H249V6H247ZM262 7H263V6H262ZM262 7H260V8L262 9ZM2 8H3V7H2ZM57 8H58V7H57ZM99 8H100V7H99ZM101 8H102V6H101ZM120 8H121V7H120ZM145 8H146V7H145ZM163 8H164V7H163ZM8 9H9V8H8ZM10 9H11V8H10ZM13 9H14V8H13ZM44 9H45V8H44ZM82 9H83V7H82ZM82 9H81V11H83ZM89 9H90V8H89ZM114 9H115V8H114ZM117 9H118V8H117ZM133 9H134V8H133ZM155 9H156V8H155ZM155 9H154V10H155ZM186 9H187V8H186ZM205 9H207V8H205ZM238 9H240V8H238ZM2 10H3L4 13H6V12L4 11V8H3ZM26 10H27V9H26ZM71 10H72V9H71ZM73 10H74V9H73ZM84 10H88V9H84ZM156 10H157V9H156ZM170 10H172V9H170ZM175 10H176V9H175ZM177 10H178V9H177ZM187 10H189V9H187ZM227 10H229V8H228ZM30 11H31V8H30ZM124 11H125V10H124ZM135 11H139V10L136 9ZM160 11H161V10H160ZM173 11H174V9H173ZM173 11H171V12H173ZM178 11H179V10H178ZM185 11H186V10H185ZM185 11H184V12H185ZM215 11H216V10H215ZM224 11H225V9H224ZM229 11H230V10H229ZM248 11H249V10H248ZM260 11H261V10H260ZM7 12H8V11H7ZM73 12H74V11H73ZM76 12H77V13H76ZM76 12L74 13V15H75V14L78 15V12H80V11H76ZM127 12H128V11H127V9H126V12H122V13H127ZM180 12H181V11H180ZM190 12H191V11H190ZM190 12H188V13H190ZM240 12H241V11H240ZM23 13H26V12H23ZM23 13H22V14H23ZM40 13H41V12H40ZM80 13H83V14H84V13H87V12H80ZM110 13H111V12H110ZM110 13H109V14H110ZM119 13H120V12H119ZM119 13H118V14H119ZM143 13H146V11L143 12ZM153 13H154V12H153ZM174 13H176V12H174ZM174 13H173V14H174ZM182 13H183V12H182ZM221 13H223V11H222ZM227 13H229V12H227ZM259 13H260V12H259ZM6 14L9 15L8 13H6ZM18 14H19V13H18ZM26 14H28V13H26ZM88 14H89V13H88ZM115 14H116V13H115ZM115 14H113V15H115ZM130 14H131V12L129 13V17H130ZM133 14H134V12H133ZM139 14H141V13H139ZM171 14H172V13H171ZM192 14H193V13H192ZM219 14H220V13H219ZM24 15H25V14H24ZM39 15H40V14H39ZM42 15H43V14H42ZM68 15H70V14H68ZM80 15H81V14H80ZM90 15H91V14H90ZM120 15H121V14H119L118 16H120ZM135 15H136V17L138 16L137 14H135ZM151 15H152V14H151ZM181 15H182V14H181ZM183 15H184V13H183ZM185 15H186V14H185ZM185 15H184V16H185ZM227 15H228V14H227ZM227 15H226V16H227ZM229 15H230V13H229ZM247 15H248V14H247ZM255 15H256V13H255ZM5 16H6V15H5ZM63 16H64V15H63ZM86 16H87V15H86ZM104 16H105V15H104ZM123 16H124V15H123ZM123 16L121 15V18H123ZM142 16H143V15H142ZM148 16H149V15H148ZM178 16H179V15H178ZM178 16H177V17H178ZM186 16H187V15H186ZM197 16H198V15H197ZM224 16H225V15H224ZM230 16H231V15H230ZM245 16H246V15H245ZM10 17H11V16H10ZM10 17H9V19H10ZM67 17H68V16H67ZM80 17H81V16H80ZM83 17H85V16H83ZM167 17H169V15H168ZM175 17H176V15H175ZM175 17H174V18H175ZM181 17H182V16H181ZM181 17H180V19H181ZM187 17H189V16H187ZM219 17H220V15H219ZM221 17H222V16H221ZM234 17H235V15H234ZM234 17H233V18H234ZM251 17H252V16H251ZM13 18H14V17H13ZM23 18H24V17H23ZM23 18H22V19H23ZM25 18H26V17H25ZM34 18H35V17H34ZM87 18H88V17H87ZM87 18H86V19H87ZM105 18H108V16L105 17ZM114 18L117 20V17H114ZM121 18H120V19H121ZM138 18H139V17H138ZM141 18H142V17H140V20H141ZM145 18H146V17H145ZM197 18H199V17H197ZM201 18H202V17H201ZM224 18H225V17H224ZM226 18H227V17H226ZM230 18H232V16H231ZM262 18H264V17L262 16ZM262 18H261V19H262ZM26 19H27V18H26ZM46 19H47V18H46ZM82 19H83V18H82ZM91 19H93V18H91ZM123 19H124V18H123ZM123 19H122V20H123ZM130 19H131V18H130ZM134 19H135V17H134ZM143 19H144V17H143ZM147 19H148V17H147ZM167 19H168V18H167ZM172 19H173V18H172ZM243 19H244V18H243ZM245 19H246V18H245ZM249 19H250V18H249ZM6 20H7V19H6ZM16 20H17V19H16ZM80 20H81V19H80ZM84 20H85V19H84ZM89 20H90V19H89ZM100 20H101V19H100ZM137 20H138V19L136 18V21H137ZM151 20H152V19H151ZM164 20H165V19H164ZM234 20H236V19H234ZM246 20H247V19H246ZM258 20H259V19H258ZM3 21H4V20H3ZM18 21H19V20H18ZM21 21H24V20H21ZM35 21H36V20H35ZM67 21H69L68 18H67ZM74 21H75V20H74ZM93 21H94V20H93ZM104 21H106V20H104ZM104 21H103V22H104ZM133 21H134V20H133ZM133 21H132V22H133ZM146 21H147V20H146ZM167 21H168V20H167ZM227 21H228V20H227ZM259 21H260V20H259ZM69 22H70V21H69ZM76 22H77V21H76ZM80 22H81V21H80ZM90 22H91V21H90ZM90 22H89V23H90ZM109 22H110V21H109ZM109 22H108V24H109ZM115 22H116V21H115ZM123 22H124V21H122V23H123ZM134 22H135V21H134ZM134 22H133V23H134ZM141 22H142V21H141ZM149 22H150V21H149ZM164 22H165V21H164ZM168 22H169V21H168ZM171 22H172V21H171ZM176 22H177V21H176ZM176 22H175V23H176ZM178 22H179V21H178ZM178 22H177V23H178ZM223 22H225V21H223ZM223 22H222V23H223ZM6 23H7V22H6ZM14 23H15V21H14ZM21 23H22V22H21ZM78 23H79V22H78ZM89 23H87V24H89ZM93 23H94V22H93ZM105 23H107V22H105ZM112 23H113V22H112ZM116 23H117V22H116ZM122 23H121V24H122ZM125 23H128V24H129L128 21H127V22H124V23H123L124 26H126ZM133 23H132V24H133ZM136 23H137V22H136ZM138 23H139V21H138ZM142 23H144V22H142ZM152 23H153V22H152ZM165 23H167V22H165ZM165 23H163V24H165ZM175 23H174V25H175ZM225 23H226V22H225ZM225 23L222 24V25L225 26V25L227 24V23H226V24H225ZM249 23H250V22H249ZM249 23L247 22V24H249ZM262 23H263V22H262ZM4 24H5V22H4ZM16 24H17V23H15L14 26H15ZM41 24H42V23H41ZM45 24H46V22H45ZM70 24H71V23H70ZM73 24H75V23H73ZM87 24H86V25H87ZM108 24H107V25H108ZM167 24H168V23H167ZM172 24H173V23H172ZM188 24H189V23H188ZM21 25H22V24H21ZM23 25H24V23H23ZM28 25H29V24H28ZM47 25H48V24H47ZM47 25H45V26H47ZM79 25H80V24H79ZM97 25L99 26V24H97ZM100 25H102V23H101ZM105 25H106V24H105ZM123 25H122V27H123ZM147 25H148V23H147ZM152 25H153V24H152ZM158 25L160 26L159 23H158ZM170 25H171V24H170ZM252 25H253V24H252ZM258 25H259V24H258ZM262 25H263V24H262ZM12 26H13V24L11 25V27H12ZM48 26H49V25H48ZM52 26H53V25H52ZM67 26H69L68 23H67ZM89 26H90V25H89ZM95 26H96V25H95ZM98 26H96V28H97ZM103 26H104V25H103ZM103 26H102V27H103ZM112 26H113V25H112ZM114 26H115V25H114ZM117 26H118V24H117ZM141 26H142V25H141ZM162 26H163V25H162ZM162 26H161V29H162ZM224 26H223V27H224ZM256 26H257V25H256ZM50 27H51V25H50ZM90 27H91V26H90ZM90 27H89V28H90ZM119 27H120V26H119ZM122 27H121V28H122ZM130 27H132V26H130ZM145 27H146V26H145ZM148 27H149V26H148ZM153 27H154V26H153ZM156 27H158V26H156ZM171 27H172V25H171ZM225 27H227V26H225ZM12 28H13V27H12ZM29 28H31V27H29ZM39 28H40V27H39ZM60 28H61V27H60ZM87 28H88V27H87ZM99 28H101V26H99ZM105 28H106V27H105ZM166 28H167V27H166ZM168 28H169V27H168ZM247 28L249 29V27H247ZM252 28H253V27H252ZM255 28H257V27H255ZM260 28H262V26L259 27V29H260ZM17 29L19 30L18 33L22 31V30L20 31L19 28H17ZM26 29H27V28H26ZM43 29H44V28H43ZM54 29H55V28H54ZM75 29H76V28H75ZM94 29H95V28H94ZM102 29H103L102 31H104V28H102ZM110 29H111V28H110ZM114 29H116V28L114 27ZM117 29H118V27H117ZM122 29L124 30V28H122ZM129 29H130V28H129ZM136 29H137V28H135V31H136ZM151 29H152V28H151ZM156 29H157V28H156ZM158 29H160V28L158 27ZM163 29H164V28H163ZM174 29H175V28H174ZM229 29H230V28H229ZM262 29H263V28H262ZM23 30H24V28H23ZM38 30H40V29H38ZM50 30H51V29H50ZM52 30H53V28H52ZM52 30H51V32H52ZM119 30L121 31V29H119ZM125 30H126V29H125ZM125 30L123 31L124 34H126ZM165 30H168V29H165ZM219 30H220V29H219ZM263 30H264V29H263ZM1 31H2V30H1ZM25 31H26V30H24V32H25ZM41 31H42V30H41ZM41 31H40V32H41ZM44 31H45V30H44ZM44 31H43V32H44ZM94 31H95V30H94ZM106 31H107V28H106L105 32H106ZM127 31H129V30H127ZM151 31H154V29L151 30ZM151 31H150V33H151ZM155 31H156V30H155ZM155 31H154V32H155ZM158 31H159V30H158ZM163 31H164V30H163ZM170 31H171V28H170ZM184 31H185V30H184ZM206 31H207V30H206ZM215 31H216V30H215ZM229 31H230V30H229ZM251 31H252V30H251ZM16 32H17V30H16ZM43 32H42V33H43ZM53 32H54V31H53ZM55 32H56V31H55ZM100 32H101V31H100ZM108 32H109V31H108ZM113 32H114V30H113ZM116 32H117V31H116ZM116 32L114 33L115 35H116ZM123 32H122V33H123ZM139 32H140V30H139ZM216 32L218 33V30H217ZM231 32H232V29H231ZM247 32H248V31H247ZM49 33H50V32H49ZM49 33H48V34H49ZM64 33H65V32H64ZM106 33H107V32H106ZM109 33H110V32H109ZM128 33H129V32H128ZM131 33H132V32H131ZM214 33H215V32H214ZM219 33H221V32H219ZM223 33H224V31H223ZM228 33H229V32H228ZM257 33H258V31H257ZM9 34H10V33H9ZM12 34H13V32H12ZM21 34H22V33H21ZM34 34H35V32H34ZM55 34H56V33H55ZM67 34H68V33H67ZM88 34H89V32H88ZM91 34H95V33L90 32V35H91ZM99 34H100V33H99ZM99 34H97V35H99ZM124 34H123V35H124ZM136 34H137V33H136ZM140 34H142V32H141ZM147 34H149V29H148ZM161 34H162V33H161ZM253 34H254V33H253ZM263 34H264V32H263ZM17 35H18V34H17ZM50 35H51V34H50ZM52 35H54V34H52ZM90 35H89V37H90ZM100 35H101V34H100ZM106 35H107V34H106ZM120 35H122V34L120 33ZM128 35H130V34H128ZM137 35H138V34H137ZM145 35H146V34H145ZM155 35H156V33H155ZM158 35H160V32H159ZM198 35H200V34H198ZM198 35H197V37H200V36H198ZM212 35H213V34L211 33V36H212ZM215 35H216L215 38H218V36H220V34H218V36H217V34H215ZM223 35H224V34H223ZM251 35H252V34H251ZM4 36H5V35H4ZM10 36H11V35H10ZM21 36H22V35H21ZM24 36H25V34H24ZM30 36H31V35H30ZM56 36H57V35H56ZM56 36H55V37H56ZM78 36H80V34H78ZM101 36H103V35H101ZM108 36H109V35H108ZM135 36H136V35H135ZM139 36H141V35H139ZM228 36H229V35H228ZM228 36H227V37H228ZM248 36H249V35H248ZM254 36H255V35H254ZM262 36H263V35H262ZM99 37H100V36H99ZM130 37H131V36H129L128 39H130ZM141 37H144V34H143ZM224 37H226V36H224ZM249 37H250V36H249ZM22 38H23V36H22ZM51 38H52V37H51ZM59 38H61V37H59ZM103 38H105V37L103 36ZM121 38H124V37L121 36ZM131 38H132V37H131ZM221 38H222V36H221ZM228 38H229V37H228ZM228 38H227V40H228ZM254 38H255V37H254ZM28 39H29V38H28ZM64 39H66V38H64ZM99 39H101V38H99ZM105 39H107V38H105ZM109 39H110V38H109ZM112 39H113V38H112ZM137 39L139 40V38H137ZM150 39H151V38H150ZM207 39H208V38H207ZM222 39H223V38H222ZM252 39H253V38H252ZM262 39H263V38H262ZM9 40H10V38H9ZM11 40H12V39H11ZM29 40H30V39H29ZM91 40H92V39H91ZM93 40L95 41V39H93ZM134 40H135V39H134ZM144 40H145V39H144ZM169 40H170V39H169ZM197 40H198V39H197ZM201 40H202V39H201ZM211 40H214V39H210V43H211ZM224 40H225V39H224ZM250 40H251V39H250ZM53 41H54V40H53ZM67 41H68V39H67ZM67 41H66V42H67ZM96 41H97V39H96ZM107 41H109V40H107ZM107 41H106V43H107ZM114 41H115V40H114ZM114 41H113V42H114ZM160 41H161V40H160ZM188 41H189V40H188ZM195 41H196V40H195ZM257 41H258V40H257ZM262 41H263V40H262ZM23 42H24V41H22V43H23ZM57 42H58V40H57ZM79 42H80V41H79ZM98 42H100V41H98ZM101 42H102V41H101ZM104 42H105V41H104ZM116 42H118V41H116ZM124 42H126V41L124 40ZM127 42H128V40H127ZM141 42H142V41H141ZM186 42H187V40H186ZM191 42H192V41H191ZM193 42H194V41H193ZM201 42H203V40H202ZM213 42H214V41H213ZM248 42H249V41H248ZM6 43H8V42H6ZM27 43H28V42H27ZM67 43H68V42H67ZM69 43H70V42H69ZM69 43H68V44H69ZM94 43H95V42H94ZM145 43H146V42H145ZM197 43H198V42H197ZM219 43H220V41H219ZM255 43H256V42H255ZM17 44H18V43H17ZM56 44H57V43H56ZM90 44H91V43H90ZM99 44L101 45L102 43H99ZM107 44H108V43H107ZM114 44H115V42H114ZM114 44H113V46H114ZM192 44H196V43H192ZM202 44H203V43H202ZM216 44H217V43H216ZM240 44H241V43H240ZM250 44H251V43H250ZM260 44H261V42H260ZM0 45H1V44H0ZM8 45H9V44H8ZM24 45H25V44H24ZM28 45H29V44H28ZM28 45H25V46L27 47ZM54 45H55V44H54ZM57 45H58V44H57ZM126 45L129 46L128 44H126ZM242 45H243V44H242ZM17 46H18V45H17ZM77 46H78V45H77ZM103 46H104V45H103ZM111 46H112V45H111ZM193 46H194V45H193ZM195 46H197V47L200 49V46H198V44H196ZM195 46H194V48H195ZM203 46H204V44H203ZM206 46H207V45H206ZM219 46H220V44H219ZM219 46H217V47H219ZM229 46H230V45H229ZM232 46H233V45H232ZM246 46H247V44H246ZM262 46H263V45H262ZM262 46H261V47H262ZM7 47H8V46H7ZM20 47H21V46H20ZM20 47H19V49H20ZM26 47H25V48H26ZM54 47H55V46H54ZM86 47H87V45H86ZM95 47H96V45H95ZM95 47H94V50H95ZM105 47H106V44H105L104 48H105ZM188 47H189V46H188ZM197 47H196V48H197ZM201 47H202V45H201ZM222 47H223V46H222ZM12 48H13V47H12ZM25 48H24V47H21V49H25ZM51 48H52V47H51ZM98 48H99V47H98ZM101 48H103V47L101 46ZM111 48H112V47H111ZM111 48H110V49H111ZM155 48H156V47H155ZM172 48H173V47H172ZM198 48H197V49H198ZM209 48H210V47H209ZM220 48H221V46H220ZM229 48H230V47H228V50H229ZM4 49H6V48H4ZM19 49H18V51H19ZM27 49H28V48H27ZM54 49H55L54 52H56V48H54ZM54 49H53V50H54ZM59 49H61V48H59ZM108 49H109V48H108ZM110 49H109V50H110ZM161 49H162V48H161ZM167 49H168V48H167ZM167 49H166V50H167ZM206 49H208V48H206ZM212 49H213V48H212ZM223 49H226V48H223ZM223 49H221V50H223ZM233 49H234V48H231V50H233ZM246 49H247V47H246ZM256 49H257V48H256ZM9 50H10V49H8V51H9ZM11 50H12V49H11ZM11 50H10V51H11ZM53 50H52L51 52H53ZM57 50H58V49H57ZM91 50H92V49H91ZM91 50H90V51H91ZM99 50L102 51L101 49H99ZM99 50H97V51H99ZM104 50H105V49H104ZM109 50H108V53H113L112 50H111L112 52H109ZM146 50H147V49H146ZM148 50H149V49H148ZM157 50H158V49H157ZM213 50H215V49H213ZM217 50H218V49H217ZM221 50H220V51H221ZM260 50H261V49H260ZM0 51H1V50H0ZM2 51H4V50H2ZM8 51H5V52L7 53ZM10 51H9V52H10ZM18 51H17V52H18ZM21 51H23V50H21ZM21 51H20V52H21ZM29 51H30V49H29ZM62 51H63V50H62ZM69 51H70V50H69ZM83 51H84V50L82 49V52H83ZM87 51H88V49H87ZM95 51H96V50H95ZM95 51H94V52H95ZM127 51H128V49H127ZM172 51H173V50H172ZM181 51H182V54H183V50H181ZM181 51H179V52L181 53ZM229 51H230V50H229ZM9 52H8V55H9ZM12 52H13V51H12ZM25 52H26V50H25ZM51 52H50V53H51ZM58 52H59V51H58ZM72 52H75V51H72ZM94 52H93V53H94ZM104 52H105V51H104ZM122 52H123V51H122ZM125 52H126V50H125ZM128 52H129V51H128ZM131 52H132V51H131ZM174 52H175V51H174ZM224 52H225V51H224ZM261 52H262V51H261ZM6 53H5V54H6ZM15 53H16V52H15ZM21 53H22V52H21ZM26 53H27V52H26ZM60 53H61V51H60ZM66 53H67V52H66ZM85 53H86V52H85ZM90 53H91V52H90ZM93 53H92L91 57L93 56ZM108 53H107V54H108ZM184 53H185V52H184ZM205 53H206V52H205ZM242 53H243V52H242ZM12 54H13V53H12ZM27 54H28V53H27ZM41 54H42V53H41ZM53 54H54V53H53ZM62 54H63V53H62ZM88 54H89V53H88ZM96 54H97V53H96ZM101 54H102V52H101ZM107 54H106V55H107ZM118 54H119V53H118ZM118 54H117V55H118ZM130 54H133V53H130ZM147 54H148V53H147ZM211 54H212V53H211ZM233 54H235V52H234ZM262 54H263V52H262ZM262 54H261V55H262ZM17 55H19V54H17ZM17 55L15 54V56H17ZM20 55H21V54H20ZM20 55H19V56H20ZM23 55H25V54H22V57H23ZM50 55H52V54H50ZM57 55L61 56L60 54H57ZM63 55H64V54H63ZM94 55H95V54H94ZM148 55H149V54H148ZM206 55H207V54H206ZM238 55L241 56L242 54L239 53ZM255 55H256V54H255ZM4 56H5V55H4ZM10 56H11V55H10ZM10 56H9V57H10ZM26 56H27V55H26ZM38 56H39V55H38ZM41 56H42V55H41ZM84 56H85V55H83V57H84ZM103 56H104V55H103ZM120 56H123V54L120 55ZM120 56H119V57H120ZM166 56H167V55H166ZM176 56H177V55H176ZM179 56H180V55H179ZM194 56H195V55H194ZM1 57H2V56H1ZM1 57H0V58H1ZM29 57L31 58V56H29ZM32 57H33V56H32ZM61 57H62V56H61ZM65 57H67V56H65ZM65 57H63V58H65ZM100 57H101V56H100ZM100 57H99V58H100ZM115 57L117 58V56H115ZM127 57H128V56H127ZM180 57H184V56L181 55ZM190 57H191V56H190ZM204 57H205V56H204ZM230 57H231V56H230ZM237 57H238V56H237ZM242 57H244V56H242ZM242 57H241V58H242ZM246 57H248V56H246ZM246 57H245V58H246ZM12 58H13V57H12ZM23 58H24V57H23ZM30 58H29V60H33V61H34V59H35V58H34V59H30ZM48 58H49V56H48ZM78 58H79V57H78ZM78 58H77V59H78ZM92 58H93V57H92ZM101 58H102V57H101ZM116 58H115V59H116ZM155 58H156V57H155ZM211 58H212V57H211ZM216 58H217V57H216ZM238 58H239V57H238ZM245 58H244V59H245ZM19 59H20V58H19ZM24 59H25V58H24ZM38 59H39V57H38ZM46 59H47V58H46ZM46 59L44 58L43 60H46ZM59 59H60V58H59ZM61 59H62V58H61ZM61 59H60V60H61ZM66 59H67V58H66ZM121 59H122V58H121ZM121 59H120V60H121ZM167 59H168V58H167ZM179 59H180V58H179ZM179 59H177L176 61H178ZM208 59H209V57H208ZM256 59H257V58H256ZM263 59H264V58H263ZM0 60H1V59H0ZM3 60H4V59H3ZM14 60H15V59H14ZM29 60H27V61H29ZM40 60H41V59H40ZM40 60H39V61H40ZM54 60H55V59H54ZM54 60H53V61H54ZM88 60H89V59H88ZM88 60H87V61H88ZM109 60H110V59H109ZM117 60H118V59H117ZM191 60H192V59H191ZM216 60H217V59H216ZM224 60H225V59H224ZM8 61H9V60H8ZM8 61H7V63H8ZM10 61H11V60H10ZM35 61H37V58L35 59ZM53 61H52V62H53ZM56 61H59L58 58H57ZM65 61H66V60H64V62H65ZM104 61H105V59H104ZM118 61H119V60H118ZM159 61H160V59H159ZM161 61H163V60H161ZM182 61H183V60H182ZM252 61H255V60L253 59ZM0 62H1V61H0ZM2 62H3V61H2ZM5 62H6V59H5ZM13 62H14V61H13ZM49 62H50V60H49ZM64 62H63V60L61 61V63H63V64H64ZM69 62H70V61H69ZM123 62H124V61H123ZM125 62H126V61H125ZM127 62H128V61H127ZM127 62H126V63H127ZM130 62H131V61H130ZM155 62H156V61H155ZM179 62H180V61H179ZM219 62H220V61H219ZM219 62H218V63H219ZM16 63H17V60L15 61V64H16ZM20 63H21V62H20ZM26 63H27V62H26ZM26 63H24V65H25ZM32 63H33V62H32ZM32 63L30 62V64H32ZM38 63H40V62H37L36 64H38ZM42 63H43V62H42ZM54 63H55V62H54ZM70 63H71V62H70ZM112 63H113V62H112ZM116 63H117V62H116ZM164 63H166V60L163 61V64H164ZM224 63H225V62H224ZM227 63H228V62H227ZM231 63H232V62H231ZM245 63H246V62H245ZM253 63H254V62H253ZM253 63L251 62V64H252L251 67L253 66ZM262 63L264 64V62H262ZM13 64H14V63H13ZM22 64H23V63H22ZM28 64H29V63H28ZM83 64H84V63H83ZM101 64H102V63H101ZM107 64H108V63H107ZM128 64H129V63H128ZM130 64H131V63H130ZM166 64H167V63H166ZM168 64H169V63H168ZM168 64H167V66H168ZM248 64H249V63H248ZM20 65H21V64H20ZM32 65H33V64H32ZM34 65H35V63H34ZM48 65H49V64H47V66L45 67V69H47V68L49 67ZM55 65H56V64H55ZM58 65H59V64H58ZM65 65H66V64H65ZM108 65H109V64H108ZM121 65H122V64H121ZM121 65H120V66H121ZM126 65H127V64H125V66H126ZM151 65H152V64H151ZM155 65H156V64H155ZM164 65H165V64H164ZM173 65L175 66L174 61H173ZM176 65H177V64H176ZM180 65H182V64H180ZM218 65H219V64H218ZM227 65H228V64H227ZM232 65H233V64H232ZM244 65H245V64H244ZM246 65H247V64H246ZM1 66H2V65H1ZM3 66H4V64H3ZM36 66H37V65H36ZM39 66H40V65H39ZM72 66H73V65H72ZM72 66H71V67H72ZM82 66H83V65H82ZM170 66H171V65H170ZM174 66H171V67H172V68H175L176 66H175V67H174ZM189 66H190V65H189ZM192 66H193V65H192ZM194 66H195V65H194ZM202 66H203V65H202ZM202 66H201V67H202ZM207 66H208V65H207ZM228 66H229V65H228ZM228 66H227V67H228ZM241 66H242V65H241ZM31 67H32V66H31ZM83 67H84V66H83ZM85 67H86V66H85ZM106 67H108V66H106ZM112 67H113V65H112ZM115 67H116V65H115ZM122 67H123V66H122ZM161 67H162V66H161ZM197 67H198V66H197ZM204 67H205V66H204ZM204 67H202V68H204ZM258 67H259V66H258ZM2 68H3V67H2ZM37 68H39V67H37ZM53 68H54V67H53ZM62 68L64 69V67H62ZM77 68H78V67H77ZM110 68H111V67H110ZM113 68H114V67H113ZM129 68H130V67H129ZM176 68H177V67H176ZM176 68H175V69H176ZM179 68H180V67H179ZM206 68H207V67H206ZM220 68H221V67H220ZM220 68H219V69H220ZM253 68H254V67H253ZM253 68H252V69H253ZM32 69L36 70L35 68H32ZM32 69H31L30 71H32ZM48 69H49V68H48ZM80 69H81V68H80V66H79V71H80ZM108 69H109V68H108ZM116 69H117V68H116ZM123 69H124V68H123ZM123 69H122V70H123ZM160 69H161V68H160ZM160 69H159V70H160ZM162 69H163V68H162ZM164 69H166V68H164ZM164 69H163V70H164ZM191 69H192V68H191ZM194 69H195V68H194ZM197 69H198V68H197ZM199 69H200V68H199ZM209 69H210V68H209ZM216 69H217V66H216ZM219 69H218V70H219ZM233 69H234V67H233ZM257 69H258V68H257ZM51 70H52V69H51ZM58 70H59V69H58ZM65 70H67V69H65ZM77 70H78V69H77ZM89 70H90V68H89ZM89 70H88V72H89ZM92 70H95V69H92ZM101 70H102V69H101ZM154 70H155V69H154ZM154 70H153V71H154ZM173 70H174V69H173ZM173 70H172V71H173ZM176 70H177V69H176ZM201 70H202V69H201ZM207 70H208V68H207ZM228 70H229V69H228ZM228 70H227V71H228ZM54 71H55V69H54ZM61 71H62V70H61ZM67 71H68V70H67ZM67 71H66V72H67ZM106 71H107V70H106ZM117 71H118V70H117ZM143 71H144V70H143ZM157 71H158V69H157ZM165 71H167V69H166ZM187 71H188V70H187ZM4 72H5V71H4ZM4 72H3V73H4ZM13 72H14V71H13ZM55 72H56V71H55ZM59 72H60V71H59ZM110 72H112V71H110ZM114 72H115V70L113 71V74H114ZM150 72H151V71H150ZM158 72H162V70H161V71H158ZM167 72H168V71H167ZM169 72H170V70H169ZM175 72H176V71H175ZM178 72H179V71H178ZM206 72H209V71H206ZM211 72H212V71H211ZM219 72H220V71H219ZM225 72H226V71H225ZM229 72H231V68H230ZM235 72H236V71H235ZM5 73H6V72H5ZM7 73H8V72H7ZM30 73H31V72H30ZM30 73H29V74H30ZM62 73H63V72H62ZM69 73H71V72H69ZM73 73H74V72H73ZM81 73H82V72H81ZM81 73H80V74H81ZM86 73H87V71H86ZM104 73L106 74V72H104ZM116 73H117V72H116ZM8 74H9V73H8ZM10 74H13V73H10ZM54 74H55V73H54ZM75 74H76V73H75ZM87 74H88V73H87ZM109 74H110V73H109ZM142 74H143V73H142ZM177 74H178V73H177ZM204 74H205V73H204ZM209 74H210V73H209ZM262 74H263V73H262ZM26 75H27V74H26ZM55 75H56V74H55ZM64 75H65V74H64ZM69 75H70V74H69ZM88 75L90 76L91 74H88ZM110 75H111V74H110ZM116 75H117V74H116ZM137 75H138V74H137ZM192 75H193V74H192ZM7 76H8V75H7ZM13 76H14V75H13ZM18 76H19V74H18ZM29 76H30V75H29ZM34 76H35V75H34ZM36 76H37V75H36ZM48 76H49V75H48ZM57 76H58V75H57ZM72 76H74V75H72ZM84 76H85V73H84ZM89 76H88V77H89ZM170 76H171V75H170ZM172 76H173V74H172ZM187 76H188V75H187ZM189 76H191V74H190ZM210 76H211V75H210ZM210 76H209V77H210ZM217 76H218V75H217ZM245 76H246V75H245ZM19 77H21V76H19ZM19 77H17V78H19ZM30 77H31V76H30ZM45 77H46V76H45ZM51 77L53 78V76H51ZM59 77H60V76H59ZM77 77H78V76H77ZM82 77H83V76H82ZM90 77H91V76H90ZM121 77H122V76H121ZM134 77H135V76H134ZM191 77H192V76H191ZM194 77H195V76L193 75L192 78L195 79ZM206 77H207V76H206ZM214 77H215V76H214ZM221 77H222V76H221ZM224 77H225V75H224ZM230 77H232V75H231ZM8 78H10V77H8ZM55 78L58 79L57 77H55ZM156 78H157V77H156ZM182 78H183V77H182ZM202 78H204V76H203ZM202 78H201V80H202ZM207 78H208V77H207ZM207 78H206V82H207ZM222 78H223V77H222ZM0 79H1V78H0ZM11 79H12V78H11ZM41 79H44V78H41ZM65 79L67 80V78H65ZM73 79H74V78H73ZM75 79H76V78H75ZM102 79H103V78H102ZM216 79H217V78H216ZM218 79H219V78H218ZM243 79H244V78H243ZM19 80H21V79H19ZM19 80H18V82H20ZM27 80H28V78H27ZM29 80H31V79H29ZM33 80H34V79H33ZM33 80H32L31 83H33ZM37 80H38V79H37ZM59 80H60V79H59ZM59 80H58V81H59ZM63 80H64V79H63ZM68 80H69V79H68ZM83 80H84V79H83ZM83 80H82V82H83ZM121 80H122V79H121ZM208 80H209V78H208ZM8 81H9V80H8ZM14 81H17V80H14ZM35 81H36V80H35ZM35 81H34V84H35ZM40 81H41V80H40ZM44 81H46V80H44ZM44 81L42 82L43 84H44ZM54 81H55V80H54ZM54 81H53V84H54ZM98 81H99V80H98ZM174 81H175V80H174ZM183 81H184V80H183ZM190 81H192V80L190 79ZM203 81H204V80H203ZM216 81H217V80H216ZM221 81H223V79H222ZM221 81H220V82H221ZM224 81H225V80H224ZM4 82H5V81H4ZM22 82H23V81H22ZM27 82H29V81H27ZM38 82H39V81H38ZM55 82H56V81H55ZM62 82H63V81H62ZM65 82H66V81H65ZM70 82H71V81H70ZM72 82H73V81H72ZM103 82H105V81H103ZM167 82H169V81H167ZM193 82H194V81H193ZM200 82H201V81H200ZM214 82H215V80H214ZM226 82H227V80H226ZM228 82H229V81H228ZM0 83H1V82H0ZM15 83H16V82H15ZM68 83H69V82H68ZM68 83H67V84H68ZM88 83H89V85H90V81H89ZM91 83H92V82H91ZM106 83H108V82H106ZM119 83H120V82H119ZM143 83H144V82H143ZM150 83H151V82H150ZM185 83H186V82H185ZM218 83H219V82H218ZM224 83H225V82H224ZM1 84H3V83H1ZM1 84H0V85H1ZM16 84H17V83H16ZM20 84H21V83H20ZM29 84H30V83H29ZM34 84H33V85H34ZM38 84H39V83H38ZM38 84H37V85H38ZM43 84H41L40 87H42V86L44 87V86L46 85V83H45V85H43ZM50 84H51V83H50ZM50 84L47 82V86H46V88H52V85H53V84L51 85V87H49ZM63 84H64V83H63ZM73 84H74V83H73ZM80 84H81V82H80ZM138 84H139V83H138ZM161 84H162V83H161ZM167 84H168V83H167ZM167 84H165V85H167ZM171 84H172V83H171V81H170V85H171ZM201 84H203V83H201ZM212 84H213V83H212ZM25 85H27V84H25ZM48 85H49V86H48ZM57 85H58V84H57ZM91 85H92V84H91ZM100 85H101V84H100ZM136 85H137V84H136ZM136 85H135V86H136ZM139 85H140V84H139ZM163 85H164V84H162V86H163ZM175 85H176V84H175ZM175 85H172V86H174V87H172L173 89H175ZM223 85H224V84H223ZM223 85H222V86H223ZM54 86H56V84H55ZM70 86H72V84H71ZM73 86H74V85H73ZM87 86H88V85H87ZM101 86H103V85H101ZM124 86H125V85H124ZM124 86H123V87H124ZM177 86H178V84H177ZM181 86H182V85H181ZM200 86H201V85H200ZM218 86H219V85H218ZM29 87H30V85H29ZM64 87H65V86H64ZM77 87H78V86H77ZM141 87H142V86H141ZM157 87H158V86H157ZM165 87H166V86H165ZM169 87H170V86H169ZM185 87H186V86H185ZM203 87H204V86H203ZM215 87H216V85H215ZM21 88H22V87H21ZM25 88H26V87H25ZM27 88H28V87H27ZM30 88H32V87H30ZM33 88L35 89L34 86H33ZM33 88H32V89H33ZM38 88H39V87H38ZM38 88H37V89H38ZM57 88H58V86H57ZM59 88H60V87H59ZM105 88H106V86H105ZM105 88H104V89H105ZM108 88H109V87H108ZM142 88H143V87H142ZM142 88H141V90H142ZM145 88H146V87H145ZM163 88H164V87H163ZM172 88H169V89H172ZM199 88H200V87H199ZM2 89H4V88H2ZM9 89H10V88H9ZM37 89H36V90H37ZM41 89H43V88H41ZM41 89H40L39 91H41ZM54 89H55V88H54ZM60 89H61V88H60ZM90 89H91V88H90ZM101 89H102V88H101ZM110 89H111V88H109V90H110ZM122 89L124 90V88H122ZM167 89H168V88H167ZM217 89H218V88H217ZM4 90H5V89H4ZM10 90H11V89H10ZM15 90H16V89H15ZM55 90H56V89H55ZM86 90H87V89H86ZM91 90H92V89H91ZM105 90H106V89H105ZM105 90H102V91H105ZM116 90H117V89H116ZM143 90H144V89H143ZM157 90H158V89H157ZM160 90H161V89H159L158 91H160ZM181 90H182V88H181ZM8 91H9V90H7V92H8ZM22 91H23V89H22ZM22 91H21L20 93H23ZM37 91H38V90H37ZM49 91H51V90H49ZM107 91H108V90H107ZM155 91H156V90H155ZM155 91H154V92H155ZM170 91H171V90H170ZM170 91L167 90L166 92H167V93H168V92L171 93ZM203 91H204V90H203ZM207 91H210V88L208 89V87H207ZM212 91H214V90H212ZM226 91H227V90H226ZM29 92H30V91H29ZM52 92H53V91H52ZM52 92H51V97H52ZM56 92H57V90H56ZM97 92H98V91H97ZM97 92H96V93H97ZM105 92H106V91H105ZM136 92H138V89H137ZM140 92H141V91H140ZM172 92H173V91H172ZM180 92H181V91H180ZM200 92H201V91H200ZM234 92H235V91H234ZM27 93H28V92H27ZM27 93H26V94H27ZM43 93H44V95H42V96L47 95L46 93H48V90H47V92H46V90H44ZM43 93H39V94L41 95V94H43ZM85 93H86V92H85ZM88 93H89V92H88ZM103 93H104V92H102V94H103ZM108 93H110V92H108ZM145 93H146V92H145ZM155 93H156V92H155ZM155 93H153V95H155ZM160 93H161L160 95H163V94H164V93L162 94V92H160ZM174 93H175V92H174ZM182 93H183V91H182ZM219 93H220V92H219ZM236 93H237V91H236ZM10 94H11V93H10ZM17 94H19V93H17ZM81 94H83V93H81ZM86 94H87V93H86ZM90 94H91V93H90ZM112 94H113V93H112ZM135 94H136V93L134 92L133 96H134ZM141 94H142V93H141ZM176 94H178V93H176ZM188 94H189V93H188ZM202 94H203V93H202ZM234 94H235V93H234ZM0 95H1V94H0ZM6 95H7V94H6ZM8 95H9V93H8ZM30 95H31V94H30ZM53 95L55 96V94H53ZM56 95H58V94H56ZM91 95H92V94H91ZM105 95H107V94H105ZM105 95L103 94L102 96H100V95H99V96H100V97H103V96H105ZM145 95H146V94H145ZM160 95H159V96H160ZM165 95H167V94H165ZM181 95H182V94H181ZM181 95H180V96H181ZM200 95H201V94H200ZM210 95H211V93H210ZM17 96H18V95H17ZM38 96H39V95H38ZM94 96H95V95H94ZM136 96H137V95H136ZM140 96H141V95H140ZM140 96H139V97H140ZM143 96H144V95H143ZM159 96H158V97H159ZM169 96H170V95H169ZM180 96H179V97H180ZM188 96H189V95H188ZM188 96H186V97H188ZM195 96H196V95H195ZM201 96H202V95H201ZM234 96H235V95H234ZM8 97H9V96H8ZM8 97H7V98H8ZM12 97H13V96H12ZM22 97H24V94H22ZM28 97H30V96H28ZM28 97H27V98H28ZM34 97H35V96H34ZM34 97H33V98H34ZM46 97H47V96H46ZM49 97H50V96H49ZM49 97H48V98H49ZM64 97H65V96H64ZM95 97H96V96H95ZM182 97H183V96H182ZM202 97H204V94H203ZM229 97H230V96H229ZM2 98H3V97H2ZM24 98H25V97H24ZM24 98H23L22 100H24ZM27 98H26V99H27ZM35 98H37V96H36ZM52 98H53V97H52ZM109 98H110V97H109ZM116 98H117V96H116ZM136 98H137V97H136ZM140 98H141V97H140ZM143 98H144V97H143ZM152 98H153V97H151V99H152ZM156 98H157V97H156ZM156 98H154V99H156ZM161 98H162V96H161ZM166 98H167V96H166ZM174 98H175V97H174ZM174 98H173V99H174ZM208 98H209V97H208ZM232 98H233V97H232ZM4 99H5V100H8V99H6L5 96H4ZM16 99H17V97H16ZM16 99H15V100H16ZM37 99H38V98H37ZM37 99H36V100H37ZM42 99H43V97H42ZM62 99H63V97L61 98V101H62ZM70 99H71V98H70ZM90 99H92V98H90ZM90 99H89V100H90ZM137 99H138V98H137ZM146 99H148V98H146ZM151 99H150V103H151V101L153 100V99H152V100H151ZM157 99H160V97L157 98ZM186 99H187V98H186ZM193 99H194V98H193ZM19 100H20V99H19ZM29 100H30V99H29ZM31 100H32V99H31ZM33 100H34V99H33ZM43 100H45V99H43ZM55 100H56V99H55ZM68 100H69V99H68ZM77 100H78V99H77ZM85 100H86V98H85ZM99 100H100V98H99ZM114 100H116V99L114 98ZM122 100H123V98H122ZM143 100H144V99H143ZM161 100L163 101V99H161ZM164 100H165V99H164ZM169 100H170V98L168 99V101H169ZM174 100H175V99H174ZM174 100H172V101H174ZM182 100H183V99H182ZM204 100H206V99H204ZM204 100H203V103L206 102V101H204ZM34 101H35V100H34ZM47 101H49V100H47ZM91 101H92V100H91ZM97 101H98V100H97ZM97 101H96V102H97ZM105 101H106V100H105ZM123 101H124V100H123ZM123 101H120V102H123ZM147 101H148V100H147ZM157 101H159V100H157ZM172 101H171V103H172ZM6 102H7V101H6ZM12 102H14V101L12 100ZM17 102H18V100H17ZM19 102H20V101H19ZM54 102H55V101H54ZM89 102H90V101H89ZM100 102H101V101H100ZM106 102H107V101H106ZM106 102H105V103H106ZM111 102H113V101L111 100ZM120 102L117 101L118 104H120ZM136 102H137V101H136ZM136 102H134V103H136ZM145 102H146V101H145ZM152 102L154 103L155 101H152ZM165 102H167V101L165 100ZM169 102H170V101H169ZM181 102H182V101H181ZM207 102H208V101H207ZM2 103H3V102H2ZM15 103H16V102H15ZM15 103H14V104H15ZM23 103H25V102H23ZM27 103H28V101H27ZM38 103H40V100H39ZM47 103H48V102H47ZM47 103L44 102V104H47ZM51 103H52V102H51ZM51 103H50V104H51ZM72 103H73V102H72ZM92 103H93V102H92ZM103 103H104V102H103ZM115 103H116V102H115ZM129 103H131V101H129ZM142 103H143V102H142ZM171 103H170V104H171ZM175 103H176V102H174V105H177V103H176V104H175ZM14 104H13V106H14ZM40 104H41V103H40ZM52 104H53V103H52ZM60 104H61V103H60ZM65 104H66V103H65ZM70 104H71V103H70ZM96 104H97V103H96ZM98 104H99V103H98ZM100 104H101V103H100ZM106 104H107V103H106ZM118 104H116V106H117ZM136 104H137V103H136ZM162 104H163V103H162ZM170 104H169V105L167 104V106L170 107ZM0 105H1V104H0ZM8 105H9V104H8ZM15 105H17V103H16ZM22 105H23V104H22ZM24 105H25V104H24ZM37 105H39V104H37ZM37 105H36V106H37ZM57 105H59V104H57ZM63 105H64V103H63ZM148 105H151V104H148ZM148 105H147V106H148ZM155 105H156V103H155ZM158 105H160V104H158ZM174 105H173V106H174ZM178 105H179V104H178ZM192 105H193V104H192ZM226 105H227V104H226ZM10 106H11V105H10ZM10 106H9V108H10V109H13V107H10ZM27 106H28V104H27ZM27 106H26V107H27ZM41 106H43V104H42ZM44 106H45V105H44ZM47 106H48V107H52V106L49 105V103L47 104ZM77 106H78V105H77ZM85 106H86V105H85ZM90 106H92V105H90ZM104 106H106V105H104ZM113 106H114V105H113ZM135 106H136V105H135ZM135 106H134V107H135ZM153 106H154V105H153ZM163 106H164V109H165L166 106H165L164 104H163ZM171 106H172V104H171ZM257 106H258V105H257ZM17 107H18V106H17ZM22 107H24V106H22ZM26 107H25V108H26ZM53 107H54V105H53ZM55 107H56V106H55ZM59 107H60V106H59ZM61 107H62V106H61ZM67 107H68V105H67ZM73 107H74V106H73ZM99 107H100V106H99ZM176 107H177V106H176ZM188 107H189V106H188ZM197 107H198V106H197ZM65 108H66V107H65ZM70 108H72V107H70ZM81 108H82V107H81ZM84 108H85V107H84ZM84 108H82V109L84 110ZM111 108H112V107H111ZM115 108H116V107H115ZM121 108H122V107H121ZM144 108H145V107H144ZM154 108H155V106H154ZM173 108H174V107H173ZM2 109H3V108H2ZM6 109H7V108H5V110H6ZM10 109H8V110H10ZM16 109H17V108H16ZM23 109H24V108H23ZM46 109H47V108H46ZM46 109H44V110H46ZM56 109L58 110V108H56ZM56 109H55V111H56ZM59 109L61 110V108H59ZM78 109H79V108H78ZM78 109H77V110H78ZM82 109H81V110H82ZM88 109H89V107H88ZM98 109H99V108H98ZM106 109H107V108H106ZM127 109H129V107H128ZM150 109H151V108H150ZM152 109H153V108H152ZM166 109H167V108H166ZM170 109H171V108H170ZM174 109H175V108H174ZM181 109H182V108H181ZM29 110H30V109H29ZM44 110H43V111H44ZM60 110H59V111H60ZM73 110H74V109H73ZM83 110H82V112H83ZM85 110H86V109H85ZM101 110H102V109H101ZM113 110H114V109H112V111H110L111 114H113V113H112ZM125 110H126V109H125ZM168 110H169V108H168ZM171 110H172V109H171ZM175 110H176V109H175ZM177 110H178V109H177ZM0 111H1V110H0ZM2 111H3V110H2ZM6 111H7V110H6ZM11 111H12V110H11ZM11 111H10V112H11ZM23 111H25V110H23ZM39 111H40V110H39ZM48 111H50V109H49ZM67 111H68V110H67ZM71 111H72V109H71ZM71 111H69V112H71ZM104 111H106V110H104ZM137 111H138V110H137ZM182 111H183V109H182ZM259 111H260V110H259ZM263 111H264V110H263ZM10 112H9V113H6V114H10ZM14 112H15V110L13 111V113H14ZM25 112H27V111H25ZM72 112H73V111H72ZM72 112H71V113H72ZM74 112H75V110H74ZM77 112H79V111H77ZM77 112H76V113H77ZM84 112H85V111H84ZM84 112H83V113H84ZM97 112H98V111H97ZM102 112H103V111H102ZM172 112H173V111H172ZM175 112H176V111H175ZM175 112H174V114H176ZM260 112H261V111H260ZM13 113H12V114H13ZM16 113H17V112H16ZM18 113H20V112H18ZM41 113H43V112H41ZM53 113H54V111H53ZM61 113H62V112H61ZM61 113H60V114H61ZM79 113H81V111H80ZM87 113H88V110H87ZM95 113H96V112H95ZM104 113H105V112H104ZM1 114H2V112H1ZM27 114H28V112H27ZM29 114H30V112H29ZM81 114H82V113H81ZM81 114H80V115H81ZM96 114H97V113H96ZM100 114H101V112H100ZM111 114H109V115H111ZM137 114H138V113H137ZM170 114H171V113H170ZM179 114H180V113H179ZM179 114H178V115H179ZM181 114H183V112H182ZM16 115H17V114H15V116H16ZM18 115H19V114H18ZM37 115H38V114H37ZM41 115H42V114H41ZM54 115H55V113H54ZM76 115H77V117H78L79 114H76ZM76 115H75V116H76ZM84 115H86V114H85V113L82 114V117H83ZM88 115H90V114L88 113ZM132 115H133V113H132ZM171 115H172V114H171ZM5 116H6V115H5ZM9 116H10V115H9ZM49 116H50V114H49ZM56 116H57V115H56ZM60 116H61V115H60ZM60 116H58V117L60 118ZM86 116H87V115H86ZM173 116H174V115H173ZM183 116H184V115H183ZM236 116H237V115H236ZM37 117H39L38 119H41V120H40V124H42L43 122L41 123V121H42V118H40L41 116H37ZM67 117H68V116H66L65 118H67ZM77 117H76V118H77ZM79 117H81V116H79ZM208 117H209V116H208ZM2 118H3V117H2ZM4 118H5V117H4ZM15 118H16V117H15ZM15 118H14V121H15V123H16ZM22 118H23V117H22ZM22 118H21V120H22ZM54 118H56V117L54 116ZM62 118H63V116H61V119H62ZM174 118H176V117H173V119H174ZM209 118H210V117H209ZM262 118H264V117H262ZM5 119H6V118H5ZM24 119H25V118H24ZM63 119H64V118H63ZM63 119H62V120H63ZM176 119H177V118H176ZM179 119H181V116L179 117ZM196 119H197V118H196ZM0 120H1V119H0ZM2 120H3V119H2ZM2 120H1V121H2ZM10 120H12V119H10ZM17 120L19 121V119H17ZM54 120H55V119H54ZM65 120H66V119H65ZM70 120H71V119H70ZM183 120H184V119H183ZM183 120H182V123L184 122ZM233 120H234V119H233ZM1 121H0V122H1ZM3 121H4V120H3ZM6 121H7V120H6ZM14 121L12 122L13 124H14ZM38 121H39V120H38ZM80 121H81V119H80ZM103 121H104V120H103ZM141 121H142V120H141ZM178 121H179V120H178ZM200 121H201V120H200ZM19 122H20V121H19ZM33 122L36 123L37 121L34 119ZM44 122H46V121L44 120ZM53 122H54V121H53ZM53 122H51V123L53 124ZM64 122H66V121H64ZM64 122H63V123H64ZM76 122H77V121H76ZM76 122H75V124H76ZM78 122H79V121H78ZM78 122H77V123H78ZM142 122H143V121H142ZM142 122H141V123H142ZM179 122H181V120H180ZM196 122H197V121H196ZM202 122H203V121H202ZM262 122H264L263 119H262ZM8 123H9V120H8ZM70 123H71V122H70ZM70 123H69V124H70ZM125 123H126V122H125ZM198 123H199V122H198ZM206 123H207V122H206ZM6 124H7V123H6ZM6 124H5V125H6ZM10 124H11V123H10ZM16 124H17V123H16ZM27 124H28V123H27ZM30 124H31V123H30ZM38 124H39V123H38ZM45 124H47V123H45ZM84 124H85V123H84ZM157 124H158V123H157ZM196 124H197V123H196ZM203 124H204V123H203ZM238 124H239V123H238ZM2 125L4 126V124H2ZM42 125H43V124H42ZM42 125H41L40 127H42ZM58 125H59V124H58ZM60 125H61V124H60ZM70 125H71V124H70ZM85 125H87V122H86ZM85 125H84V126H85ZM115 125H116V124H114V127H115ZM155 125H156V124H155ZM3 126H2V127H3ZM8 126H9V125H8ZM11 126H12V125H11ZM20 126H21V125H20ZM61 126H62V125H61ZM64 126H65V125H64ZM64 126H63V128H64ZM77 126H78V125H77ZM77 126H76L75 128L78 129ZM84 126H83V127H84ZM88 126H89V125H88ZM88 126H87V127H88ZM16 127H17V126H16ZM30 127H31V125H30ZM44 127H48V126H44ZM54 127H55V126H54ZM54 127H50L51 130H53L52 128H54ZM57 127H58V126H57ZM69 127H70V126H69ZM71 127H72V126H71ZM118 127H119V126H118ZM6 128H7V125H6ZM6 128H4V130H6ZM10 128H11V127H10ZM14 128H15V127H14ZM18 128H19V127H18ZM28 128H29V127H28ZM42 128H43V127H42ZM109 128H110V127H109ZM111 128H112V127H111ZM180 128H181V127H180ZM29 129H30V128H29ZM29 129H26V130H29ZM34 129H35V128H34ZM34 129H33V130H34ZM39 129H40V128H39ZM58 129H59V128H58ZM117 129H119V128H117ZM120 129H121V131L123 130L122 128H120ZM21 130H22V129H21ZM21 130H20V131H21ZM24 130H25V128H24ZM30 130H31V131H30ZM30 130H29L30 133H32V129H30ZM67 130H68V129H66V131H67ZM78 130H80V129H78ZM128 130H129V128H128ZM130 130H131V129H130ZM20 131L18 132V130H16L17 133H20ZM22 131H23V130H22ZM29 131H28V132H29ZM36 131H37V129H36ZM66 131H65V133H68V132H66ZM68 131H69V130H68ZM194 131H195V130H194ZM11 132H13V131H11ZM47 132H48V131H47ZM53 132H54V131H53ZM61 132H62V135H63V134H64V133H63V130L60 131V134H61ZM71 132H73V131H71ZM82 132H85L84 129H83ZM86 132H87V131H86ZM92 132H93V131H92ZM96 132H97V131H96ZM103 132H104V131H103ZM108 132H109V131H108ZM113 132H114V131H113ZM123 132H124V131H123ZM7 133H8V132H7V130H6L5 135H6ZM13 133H14V132H13ZM40 133H41V132H40ZM40 133L38 134L39 136H40ZM74 133H75V131L73 132V134H74ZM125 133H126V132H125ZM131 133H132V132H131ZM143 133H144V131H143ZM143 133H142V134H143ZM3 134H4V133H3ZM34 134H35V133H34ZM49 134H50V133H49ZM58 134H59V133H58ZM76 134H78V133H76ZM76 134H75V136H76ZM92 134H94V133H92ZM109 134H110V133H109ZM119 134H121V133H119ZM128 134H129V132H128ZM13 135H14V134H13ZM18 135H19V134H18ZM21 135H22V134H21ZM29 135L31 136L32 134H29ZM36 135H37V134H36ZM36 135H35V136H36ZM64 135H65V134H64ZM110 135H111V134H110ZM123 135H124V134H123ZM130 135H131V134H130ZM147 135H148V134H147ZM149 135H152V134H149ZM2 136H3V135H2ZM10 136H11V135H10ZM30 136H29V137H30ZM57 136H58V135H57ZM72 136H73V135H72ZM78 136H79V135H78ZM85 136H86V135H85ZM118 136H119V135H118ZM5 137H6V136H5ZM14 137H15V136H14ZM24 137H25V136H24ZM45 137H47V136H45ZM66 137H67V136H66ZM113 137H114V136H113ZM113 137H112V138H113ZM140 137H141V135H140ZM142 137H143V136H142ZM142 137H141L140 140L143 139ZM154 137H155V136H154ZM8 138H9V137H8ZM12 138H13V137H12ZM16 138H17V136H16ZM16 138H15V140H16ZM20 138H21V136H20ZM25 138H26V137H25ZM37 138H38V136H37ZM59 138H60V136L58 137V139H59ZM69 138H70V137H69ZM72 138H73V137H72ZM74 138H75V137H74ZM107 138H108V137H107ZM123 138H124V137H123ZM129 138H130V137H129ZM132 138H133V137H132ZM10 139H11V138H10ZM10 139H9V140H10ZM18 139H19V138H17V140H18ZM39 139H40V138H39ZM43 139H44V138H43ZM43 139H42V140H43ZM45 139H46V138H45ZM70 139H71V138H70ZM77 139L79 140V138H77ZM77 139H76V140H77ZM90 139H91V138H90ZM105 139H106V138H105ZM133 139H134V138H133ZM135 139H137V138H135ZM138 139H139V137H138ZM13 140H14V139H13ZM26 140H27V139H26ZM60 140H61V139H60ZM71 140H72V139H71ZM71 140H70V141H71ZM117 140H119V139H117ZM117 140H116V141H117ZM193 140H195V139H193ZM6 141H7V140H6ZM10 141H11V140H10ZM10 141H9V142H10ZM33 141L35 142V139H34ZM52 141H54V140H52ZM58 141H59V140H58ZM64 141H65V140H64ZM73 141H74V140H73ZM108 141H109V140H108ZM110 141H111V140H110ZM133 141H134V140H133ZM177 141H178V140H177ZM4 142H5V140H4ZM24 142H25V140H24ZM26 142H28V141H26ZM31 142H32V140H31ZM34 142H32V144H33ZM78 142H79V141H78ZM111 142H112V141H111ZM113 142H114V141H113ZM128 142H129V140H128ZM142 142H143V141H142ZM245 142H246V141H245ZM10 143H11V142H10ZM13 143H14V141H13ZM16 143H17V142H16ZM52 143H53V142H52ZM58 143H60V142H58ZM73 143H74V142H73ZM81 143H82V142H81ZM106 143H107V142H106ZM108 143H109V142H108ZM114 143H115V144H118L119 142H118V143L114 142ZM114 143H112V144L114 145ZM132 143H133V142H132ZM136 143H137V142H136ZM136 143H135V144H136ZM194 143H195V142H194ZM198 143H199V142H198ZM198 143H197V144H198ZM17 144H18V143H17ZM34 144H35V143H34ZM66 144H67V143H66ZM68 144H69V143H68ZM77 144H78V143H77ZM77 144H75V145H77ZM112 144L110 143V145H112ZM120 144H121V143H120ZM139 144H140V143H139ZM179 144H180V142H179ZM185 144H186V143H185ZM185 144L183 143V145H185ZM187 144H188V143H187ZM187 144H186V145H187ZM199 144H200V143H199ZM243 144H244V142H243ZM0 145H1V144H0ZM2 145H3V143H2ZM8 145H10V144H8ZM26 145H27V144H26ZM28 145H29V144H28ZM39 145H41V144H39ZM53 145H54V143H53ZM70 145H72V144H70ZM127 145H128V144H127ZM142 145H143V144H142ZM186 145H185V146H186ZM191 145H192V144H191ZM195 145H196V144H195ZM195 145H194V146H195ZM234 145H237V143L234 144ZM244 145H246V144H244ZM249 145H251V144H249ZM10 146H11V145H10ZM15 146H17V145H15ZM20 146H21V145H20ZM22 146H23V145H22ZM29 146H31V145H29ZM50 146H51V145H48L47 147H50ZM99 146H100V145H99ZM107 146H108V145H107ZM107 146H106V147H107ZM168 146H169V145H167V147H168ZM201 146H202V145H201ZM231 146L233 147L232 144H231ZM247 146H248V145H247ZM247 146H246V147H247ZM5 147H6V146H5ZM12 147H13V149H15L14 146H12ZM12 147H11V148H12ZM31 147H32V146H31ZM43 147H44V145H43ZM52 147H53V146H52ZM61 147H62V145H61ZM61 147H60V149H61ZM72 147H73V146H72ZM78 147H79V146H78ZM78 147H76V148H77V149H76L77 151L79 150ZM111 147H112V146H111ZM169 147H170V146H169ZM190 147H191V146H190ZM196 147H197V146H196ZM244 147H245V146H244ZM244 147H243V148H244ZM248 147H249V146H248ZM250 147H252V145H251ZM253 147H255V146H253ZM1 148L4 149L3 147H1ZM7 148H8V147H7ZM20 148H21V147H19V150H20ZM44 148H46V147H44ZM117 148H118V147H117ZM117 148H116V149H117ZM130 148H131V147H130ZM184 148H185V147H184ZM184 148H183V149H184ZM203 148H204V147H203ZM229 148H231V147H229ZM256 148H257V147H256ZM13 149H11V150H13ZM17 149H18V148H17ZM23 149H26V148L24 147ZM36 149L38 150V148H36ZM47 149H48V148H46V150H47ZM68 149H69V147H68ZM120 149H122V148H120ZM128 149H129V148H128ZM133 149H134V148H133ZM166 149H167V148H166ZM183 149H182V150H183ZM193 149H195V148H193ZM204 149H205V148H204ZM204 149H203V152H204ZM244 149H245V148H244ZM244 149H243V151H244ZM8 150H10V149H8ZM15 150H16V149H15ZM40 150H41V149H40ZM72 150H73V148H72ZM108 150H109V149H108ZM122 150H123V149H122ZM140 150L142 151L141 148H140ZM185 150H186V148H185ZM199 150H200V149H199ZM227 150H228V148H227ZM227 150L225 151L226 154H227ZM230 150L232 151V148H231ZM233 150H234V149H233ZM252 150L254 151L255 149H252ZM257 150H258V148H257ZM257 150H256V152H258ZM262 150H263V149H262ZM0 151H1V150H0ZM3 151H4V150H3ZM5 151H6V150H5ZM5 151H4V152H5ZM30 151H31V150H30ZM48 151H49V149H48ZM63 151H64V150H63ZM118 151H119V148H118ZM134 151H135V150H134ZM166 151H167V150H166ZM193 151H194V150H193ZM246 151H247V150H246ZM263 151H264V150H263ZM4 152H3V153H4ZM13 152H14V150H13ZM19 152H21V151H19ZM25 152H26V151H25ZM25 152H24V153H25ZM61 152H62V151H61ZM61 152H60V153H61ZM66 152H67V149H66ZM71 152L73 153V151H71ZM78 152H79V151H78ZM111 152H112V151H111ZM114 152H115V151H114ZM116 152H117V151H116ZM121 152H123V151H121ZM132 152H133V151H132ZM142 152H143V151H142ZM164 152H165V151H164ZM169 152H170V151H169ZM177 152H178V151H177ZM177 152H176V154L174 153L175 156H177V154L179 153V152H178V153H177ZM182 152H183V151H182ZM217 152H218V151H217ZM234 152H235V154H236V150H235ZM250 152H251V150H250ZM5 153H6V152H5ZM8 153H9V151H8ZM21 153H22V152H21ZM37 153H38V152H37ZM39 153H40V152H39ZM41 153H42V152H41ZM83 153H84V152H83ZM109 153H110V152H109ZM135 153H137V151H135L134 154H135ZM139 153H140V152H139ZM190 153H192V152H190ZM230 153H231V152H229V154H230ZM246 153H247V152H246ZM251 153H252V152H251ZM263 153H264V152H263ZM22 154H23V153H22ZM50 154H51V153H50ZM62 154H63V153H62ZM73 154H74V153H73ZM77 154H78V153H77ZM121 154H122V153H121ZM123 154H125V153H123ZM123 154H122V155H123ZM182 154H183V153H182ZM186 154H187V152H186ZM237 154H238V153H237ZM243 154H244V153H243ZM253 154H255V153L253 152ZM253 154H251V155L253 156ZM256 154H257V153H256ZM256 154H255V155H256ZM261 154H262V153H261ZM6 155H7V153H6ZM13 155H14V154H13ZM15 155H16V153H15ZM18 155H19V153H18ZM20 155H21V154H20ZM30 155L32 156V151H31V154H30ZM34 155H35V154H34ZM34 155H33V156H34ZM40 155H41V154H40ZM44 155H45V154H44ZM44 155H43V156H44ZM67 155H68V154H67ZM67 155H66V156H67ZM108 155H110V154H108ZM184 155H185V153H184ZM249 155H250V154H249ZM258 155H259V152H258ZM262 155H263V154H262ZM2 156H3V155H2ZM7 156H8V158H9V155H7ZM21 156H22V155H21ZM21 156H20V157H21ZM31 156H30V157H31ZM47 156H48V155H47ZM47 156H46V157H47ZM58 156H59V155H58ZM60 156H61V155H60ZM68 156H69V155H68ZM68 156H67V157H68ZM76 156H77V155L75 154V157H76ZM85 156H86V155H85ZM128 156H129V155H128ZM132 156H134V155H132ZM137 156H138V155H137ZM167 156H168V152H167ZM179 156H181V154H180ZM185 156H186V155H185ZM185 156H184V157H185ZM239 156H240V155H239ZM243 156H244V155H243ZM3 157H4V156H3ZM13 157H14V156H13ZM20 157H19V158H20ZM30 157H29V158H30ZM126 157H127V156H126ZM126 157H125V158H126ZM173 157H174V156H173ZM173 157H171V158H173ZM177 157H178V156H177ZM241 157H242V156H241ZM247 157H248V155H247ZM258 157L260 158V156H258ZM19 158H18V159H19ZM32 158L34 159V157H32ZM42 158H43V157H42ZM85 158H86V157H85ZM116 158H117V157H116ZM134 158H135V157H134ZM169 158H170V156H169ZM182 158H183L182 156H181V158L179 157V159H181V160H180L181 162H182ZM188 158H189V157H188ZM221 158H222V157H221ZM225 158H227V157H225ZM244 158H245V157H244ZM248 158H249V157H248ZM248 158H247V159H248ZM251 158H252V159L254 158L253 160H256V159H257V158H255V157H251ZM261 158H262V156H261ZM5 159H6V160H5ZM9 159H10V158H9ZM9 159H8V160H9ZM160 159H161V157H160ZM174 159H176V158H174ZM179 159H178V160H179ZM185 159H186V158H185ZM215 159H217V157H216ZM3 160H4V162H5V161H7V158L5 157V158H3ZM10 160H11V159H10ZM24 160H25V159H24ZM27 160H28V159H27ZM35 160H36V159H35ZM38 160H39V159H38ZM66 160L68 161V159H66ZM167 160H168V159H167ZM172 160H173V159H172ZM172 160H171V162H172ZM189 160H190V159H189ZM195 160H196V159H195ZM197 160H198V159H197ZM222 160H223V158H222ZM257 160H258V159H257ZM1 161H2V160H1ZM41 161H42V160H41ZM72 161H73V159H72ZM133 161H134V160H133ZM154 161H155V160H154ZM160 161H161V160H160ZM175 161H176V160H175ZM183 161H184V160H183ZM219 161H220V160H219ZM29 162H30V160H29ZM39 162H40V160H39ZM39 162H38L37 164H39ZM48 162H49V160H48ZM58 162H59V161H58ZM61 162H62V161H60V163H61ZM69 162H70V161H69ZM185 162H187V161H185ZM193 162H194V161H193ZM212 162H213V160H212ZM214 162H217V161L214 160ZM225 162H226V161H225ZM225 162H224V163H225ZM244 162H245V163H248L246 160H245ZM253 162H255V161H253ZM253 162H252V163H253ZM26 163H27V161H26ZM41 163H42V162H41ZM41 163H40V166H41ZM44 163H45V162H44ZM46 163H47V162H46ZM53 163H54V162H53ZM142 163H143V162H142ZM160 163H161V162H160ZM167 163H170V162H167ZM177 163H178V162H177ZM189 163H190V162H189ZM219 163H220V162H219ZM224 163H223V164H224ZM228 163H229V162H228ZM249 163H250V161H249ZM252 163H251V164H252ZM262 163H263V162H262ZM10 164H11V163H10ZM21 164H22V163H21ZM31 164H33V163H31ZM42 164H43V163H42ZM49 164H50V163H49ZM183 164H184V163H183ZM183 164H182V165H183ZM197 164L199 165L200 162L197 163ZM197 164H195V165L198 166ZM201 164H202V163H201ZM201 164H200V165H201ZM203 164H204V163H203ZM205 164H206V163H205ZM205 164H204V165H205ZM213 164H214V163H213ZM223 164H222V166H223ZM225 164H226V163H225ZM257 164H258V163L254 164V165L256 166ZM2 165H5V164L3 163ZM2 165H0V166H2ZM11 165H12V164H11ZM11 165H10V166H11ZM35 165H36V164H34V166H35ZM47 165H48V163H47L46 165H44V166L47 167ZM66 165H68V164L66 163ZM76 165H77V164H76ZM115 165H116V164H115ZM133 165H134V163H133ZM133 165H132V166H133ZM139 165H140V163H139ZM144 165H145V164H144ZM163 165H164V164H163ZM178 165H179V164H178ZM184 165H185V164H184ZM187 165H189V164L187 163ZM195 165H194V166H195ZM215 165H216V164H215ZM217 165H218V163H217ZM249 165H250V164H249ZM262 165H263V164H262ZM22 166H23V165H22ZM37 166H39V165H37ZM59 166H60V165H59ZM72 166H74V165H72ZM84 166H85V165H84ZM84 166H83V167H84ZM105 166H106V164H105ZM121 166H122V165H121ZM128 166H130V164H128ZM173 166H176V165L173 164ZM185 166H186V165H185ZM211 166H212V165H211ZM219 166H220V165H219ZM219 166H218V168H219ZM222 166L220 167V169L222 168ZM231 166H232V165H230L229 167L232 168ZM244 166H245V165H244ZM246 166H247V165H246ZM13 167H15V166L13 165V166H12V169H13ZM25 167H26V165H25ZM49 167H51V166H49ZM67 167H68V166H67ZM67 167H65L64 169H66ZM83 167H82V168H83ZM130 167H131V166H130ZM142 167H143V166H142ZM179 167H180V166H179ZM182 167H183V166H182ZM190 167H191V166H190ZM198 167H200V166H198ZM204 167L207 168L206 165H205ZM253 167H254V166H252V169H254ZM2 168H4V166H3ZM6 168L9 170L10 167L8 168V167L6 166ZM29 168H30V167H29ZM35 168H36V167H35ZM38 168H39V167H38ZM38 168H37V169H38ZM41 168H42V167H41ZM51 168H52V167H51ZM51 168H50V169H51ZM76 168H80V167H79V166H78V167L76 166ZM85 168H86V166H85ZM160 168H161V166H160ZM175 168H176V170H177V167H175ZM192 168H193V167H192ZM195 168H196V167H195ZM201 168H202V166H201ZM212 168H213V167H212ZM212 168H211V170H212ZM218 168H217V169H218ZM230 168H229V170L232 171V169H230ZM250 168H251V167H250ZM17 169H18V168H17ZM17 169H16V170H17ZM43 169H44V168H43ZM71 169H72V168H71ZM172 169H173V167H172ZM193 169H194V168H193ZM222 169H223V168H222ZM248 169H249V168H248ZM263 169H264V168H263ZM0 170H1V168H0ZM19 170H21V169H19ZM38 170H39V169H38ZM73 170H74V169H73ZM99 170H100V169H99ZM111 170H112V167H111ZM144 170H145V169H144ZM156 170H157V169H156ZM181 170H182V169H181ZM223 170H224V169H223ZM250 170H251V169H250ZM255 170H256V169H255ZM4 171H5V170H4ZM14 171H15V170H14ZM49 171H50V170H49ZM52 171H53V170H52ZM76 171H77V170H76ZM105 171H106V170H105ZM108 171H109V170H108ZM112 171L115 173L116 170H112ZM120 171H122V169H121ZM124 171H125V170H124ZM127 171H128V168H127ZM132 171H133V170H132ZM179 171H180V170H179ZM184 171H186V170H184ZM184 171L182 170L181 172H183V173L180 172V174H184ZM197 171H198V170L196 169V173H197ZM199 171H200V170H199ZM199 171H198V172H199ZM260 171H262V170H260ZM7 172L10 173V171H7ZM7 172H5V173H7ZM15 172H16V171H15ZM57 172H58V171H57ZM82 172H83V171H82ZM128 172H129V171H128ZM150 172H151V171H150ZM187 172H189V171H187ZM190 172H192V171L190 170ZM194 172H195V171H194ZM206 172H207V171H206ZM208 172H209V171H208ZM221 172H222V171H221ZM221 172H220V173H221ZM252 172H253V171H252ZM39 173H41V170H39ZM46 173H47V172H46ZM123 173H124V172H123ZM125 173H126V172H125ZM133 173H134V172H133ZM157 173H158V172H157ZM185 173H186V172H185ZM196 173H195V175H196ZM209 173L211 174V172H209ZM212 173L214 174V172H212ZM257 173H258V172H257ZM257 173H256V175H257ZM0 174H1V173H0ZM13 174H14V173H13ZM41 174H42V176H43V173H41ZM41 174H39V175H41ZM49 174H50V173H48V175H49ZM51 174H53V173H51ZM59 174H60V172H59ZM76 174H77V173H76ZM76 174H75V175H76ZM102 174H103V173H102ZM116 174H118V173H116ZM116 174H115V175H116ZM210 174H207V175H209V178H208V179L211 178V177H210ZM221 174L223 175L224 172H222ZM226 174H227V173H226ZM251 174H252V173H250V175H251ZM262 174H264V173H262ZM15 175H16V173H15ZM15 175L12 176V177L15 178ZM46 175H47V174H46ZM46 175H45V177H46ZM53 175H54V174H53ZM62 175H63V174H62ZM128 175H129V174H128ZM185 175H187V174H185ZM188 175H189V174H188ZM195 175H194V176H195ZM207 175H206V176H207ZM214 175H216V174H214ZM252 175H253V174H252ZM256 175H255V176H256ZM260 175H261V174H260ZM6 176L8 177V173H7ZM9 176H10V174H9ZM16 176H17V175H16ZM126 176H127V174H126ZM132 176H133V175H132ZM183 176H184V175H183ZM183 176H182V178H185V177H183ZM206 176H205V177H206ZM225 176H226V175H225ZM230 176H231V174H230ZM234 176H235V175H234ZM253 176H254V175H253ZM257 176H258V175H257ZM261 176H263V175H261ZM3 177H4V175H3ZM38 177L40 178V176H38ZM47 177H48V176H47ZM50 177H51V175H50ZM50 177H49V178H50ZM99 177H100V176H99ZM105 177H106V176H104V178H105ZM108 177H109V176H108ZM113 177H114V176H113ZM167 177H168V176H167ZM190 177H192V174H191V176L189 175V178H190ZM226 177H227V176H226ZM226 177H224V178L226 179ZM231 177H232V176H231ZM235 177H236V176H235ZM235 177H234V178H235ZM259 177H260V176H259ZM5 178H6V177H5ZM14 178H13V179H14ZM39 178H38V179H39ZM104 178H103V179H104ZM123 178H125V177H123ZM187 178H188V176L186 177V179H187ZM189 178H188V179H189ZM194 178H196V177H194ZM194 178H193V179H194ZM203 178H204V177H203ZM203 178H202V179H203ZM206 178H207V177H206ZM232 178H233V177H232ZM232 178H231V179H232ZM240 178H241V177H240ZM253 178H255V177H253ZM260 178H261V177H260ZM260 178H256V179L258 180V179H260ZM6 179H7V178H6ZM54 179H55V178H54ZM61 179H62V178H61ZM105 179H106V178H105ZM105 179H104V180H105ZM118 179H119V178H118ZM128 179H129V177H128ZM131 179H133V178H131ZM186 179H185V181H186ZM190 179H191V178H190ZM190 179H189V181H190ZM197 179H198V178H197ZM197 179H196V182H197ZM216 179H217V178H216ZM227 179H228V178H227ZM235 179H236V178H235ZM238 179H239V177L237 178V180H238ZM262 179H263V177H262ZM2 180H3V179H2ZM2 180H1V181H2ZM7 180H8V179H7ZM45 180H46V179H45ZM113 180H114V179H113ZM113 180H112V181H113ZM125 180H126V179H125ZM138 180H139V179H138ZM169 180H170V179H169ZM199 180H201V179H199ZM220 180H221V179H220ZM228 180H229V179H228ZM246 180H248V179H246ZM246 180H245V181H246ZM263 180H264V179H263ZM1 181H0V182H1ZM40 181H41V180H40ZM48 181H49V180H48ZM69 181H70V180H69ZM69 181H68V182H69ZM95 181H96V180H95ZM100 181H101V180H100ZM126 181H127V180H126ZM126 181H124V182L126 183ZM134 181H135V180H133V182H134ZM165 181H166V180H165ZM185 181H184V182H185ZM189 181H188V182H189ZM206 181H208V180H206ZM217 181H218V180H217ZM217 181H216V183H218ZM221 181H222V180H221ZM230 181H231V180H230ZM253 181H254V180H253ZM258 181H259V180H258ZM258 181H257V183H258ZM2 182H3V181H2ZM15 182H16V181H15ZM31 182H32V184H33L34 180H32ZM37 182H39V180H38ZM41 182H42V181H41ZM43 182H44V181H43ZM51 182H54V181L52 180ZM56 182H57V181H56ZM56 182H55V183H56ZM64 182H65V181H64ZM82 182H83V181H82ZM101 182H102V181H101ZM137 182H138V181H137ZM137 182L135 181V183H137ZM181 182L184 183L183 181H181ZM188 182H186V183L190 186V187L188 186V187L190 188V190H191V189H192V190H193V189H196L197 186H196L195 188H192L193 185L196 183L195 181H194V183L192 182L193 185H190ZM202 182H203V181H202ZM214 182H215V181H214ZM219 182H220V181H219ZM231 182H234V180L231 181ZM236 182H237V184H238V186H239L240 183H238V181H236ZM5 183H6V181H5ZM10 183H11V182H10ZM49 183H50V182H49ZM49 183H48V184H49ZM74 183H75V182H74ZM130 183H131V182H130ZM135 183H134V184H135ZM138 183H140V182H138ZM182 183H181V184H182ZM200 183H201V181H200ZM200 183H199V186H200ZM205 183H206V182H205ZM205 183H204V184L202 183L203 187H205ZM225 183H226V182H225ZM228 183H229V181H228ZM247 183H248V182H247ZM255 183H256V181H254L253 183H250V182H249L248 184H252V185H253V184H255ZM257 183H256V184H257ZM261 183L264 185V182H261ZM261 183H260V185L262 186ZM16 184H17V183H16ZM38 184H39V183H38ZM44 184H45V183H44ZM60 184H61V183H60ZM113 184H114V183H113ZM229 184H231V183H229ZM241 184H242V183H241ZM256 184H255V185H256ZM9 185H10V184H8V186H9ZM11 185H12V184H11ZM45 185H47V184H45ZM50 185H51V183H50ZM63 185H64V184H63ZM65 185H66V184H65ZM108 185H109V184H108ZM108 185H107V186H108ZM111 185H112V184H111ZM137 185H138V184H137ZM196 185H197V184H196ZM207 185H208V184H207ZM213 185H214V184H213ZM215 185H216V184H215ZM218 185H220V184L218 183ZM235 185H236V184H234L232 187H236ZM15 186H16V185H15ZM15 186H14V188H15ZM30 186H32V185H30ZM107 186H106V187H107ZM117 186H118V185H117ZM134 186H135V185H134ZM168 186H169V185H168ZM181 186H183V185H181ZM185 186L187 187V185H185ZM199 186H198V187H199ZM208 186L210 187V191H212V189H211V185H208ZM225 186H226V185H224V187H225ZM243 186H244V185H243ZM245 186H248V185L246 184ZM250 186H251V185H250ZM257 186H258V185H257ZM261 186H260V187H261ZM6 187H7V186H6ZM35 187H36V186H35ZM46 187H47V186H46ZM49 187H50V186H49ZM51 187H53V184H52ZM59 187H60V186H59ZM102 187H103V186H102ZM123 187H124V186H123ZM131 187H133V185H132ZM138 187H139V185H138ZM138 187H137V188H138ZM169 187H170V186H169ZM183 187H184V186H183ZM209 187H208V189H209ZM213 187H214V186H213ZM224 187H223V188H224ZM226 187H227V186H226ZM226 187H225V188H226ZM11 188L13 189V186H12ZM11 188H8V190H10ZM17 188H18V187H16V189H17ZM31 188H32V187H31ZM39 188H40V187H39ZM60 188H61V187H60ZM73 188H74V187H73ZM139 188H141V187H139ZM139 188H138V189H139ZM164 188H165V187H164ZM174 188H175V186H174ZM174 188H173V189H174ZM177 188H180V187H177ZM189 188H188V190H189ZM200 188H202V187H200ZM205 188H207V187H205ZM217 188H218V187H217ZM217 188H216V189H217ZM229 188H230V187H229ZM242 188H243V187H242ZM249 188H250V187H249ZM25 189H26V188H25ZM32 189H33V188H32ZM69 189H70V188H69ZM108 189H109V188H108ZM168 189H169V188H168ZM170 189H172V188H170ZM175 189H176V188H175ZM175 189H174V190H175ZM185 189H186V188H185ZM202 189H203V188H202ZM218 189H219V188H218ZM220 189H221V188H220ZM231 189H232V188H231ZM233 189H234V188H233ZM233 189H232V190H233ZM261 189H262V187H261ZM261 189H260L259 191H261ZM1 190H2V189H0V191H1ZM6 190H7V189H6ZM6 190H5V191H6ZM13 190H14V189H13ZM17 190H18V189H17ZM71 190H72V187H71ZM74 190H75V189H74ZM110 190H111V189H110ZM177 190H178V189H177ZM227 190H228V189H227ZM235 190H236V189H235ZM251 190H252V189H251ZM262 190H263V189H262ZM37 191H38V190H37ZM37 191H36V192H37ZM62 191H63V190H62ZM77 191H78V190H77ZM130 191H131V190H130ZM135 191H137V190H135ZM139 191H140V192H139ZM139 191H138V192L141 193L142 190H139ZM149 191H150V190H149ZM179 191H180V190H179ZM179 191H177V193H178ZM182 191H183V190H182ZM197 191H198V190H197ZM201 191H202V190H201ZM213 191H214V190H213ZM216 191H217V190H216ZM218 191L221 192L220 190H218ZM218 191H217V192H218ZM225 191H226V190H225ZM236 191H237V190H236ZM252 191H254V190H252ZM10 192H12V191H10ZM10 192H9V193H10ZM15 192H16V190H15ZM17 192H18V191H17ZM30 192H31V191H30ZM33 192H34V191H33ZM60 192H61V191H60ZM162 192H164V191H162ZM174 192H176V190H175ZM174 192H173V193H174ZM186 192H188L187 189H186ZM194 192H195V191H194ZM198 192H200V191H198ZM198 192H196V194H197ZM239 192H240V190H239ZM243 192H244V190H243ZM262 192H263V191H262ZM3 193H4V192H3ZM13 193H14V191H13ZM18 193H19V192H18ZM18 193H17V194H18ZM34 193H35V192H34ZM34 193H33V195H34ZM37 193H39V192H37ZM69 193H70V192H69ZM105 193H106V192H105ZM136 193H137V192H136ZM136 193H135V194H136ZM204 193H205V192H204ZM211 193H213V192H211ZM221 193H222V192H221ZM231 193H232V192H231ZM237 193H238V191H237ZM247 193H248V191H247ZM263 193H264V192H263ZM5 194H6V193H5ZM10 194H11V193H10ZM29 194H31V193H29ZM39 194H40V193H39ZM65 194H67V193H65ZM72 194H73V192L71 193V195H72ZM75 194H76V193H75ZM137 194H138V193H137ZM148 194H149V192H148ZM165 194H166V191H165ZM181 194H182V192H180L179 195H181ZM184 194H185V193H184ZM191 194H192V192H191ZM217 194H218V193H217ZM234 194H235V197H236L237 194H236L235 192H234ZM239 194H240V193H239ZM239 194H238V195H239ZM245 194H246V193H244V195H245ZM248 194H249V196H250L251 193H248ZM15 195H16V194H15ZM68 195H69V194H68ZM112 195H113V194H112ZM160 195H161V194H160ZM166 195H167V194H166ZM194 195H195V194H194ZM207 195H208V194H207ZM214 195H215V194H214ZM219 195H220V194H219ZM221 195H222V194H221ZM223 195H224V194H223ZM230 195H231V194H230ZM253 195H254V194H253ZM1 196H2V192H1ZM31 196H32V194H31ZM101 196H102V195H101ZM137 196H138V195H137ZM137 196H135V197H137ZM144 196H145V195H144ZM144 196H143V197H144ZM186 196H188V195L186 194ZM203 196H204V195H203ZM224 196H225V195H224ZM224 196H221V198H220V199H221V202H222V199L225 200V199H224ZM226 196H227V195H226ZM232 196H233V195H232ZM249 196H246V197H249ZM40 197H41V196H40ZM64 197H65V196H64ZM83 197H84V196H83ZM99 197H100V196H99ZM128 197H129V196H128ZM148 197H149V196H148ZM165 197H166V196H165ZM178 197H181V196H178ZM182 197H183V195H182ZM195 197H197V195H196ZM209 197H210V196H209ZM212 197H213V196H212ZM219 197H220V196H219ZM222 197H223V198H222ZM237 197L239 198V196H237ZM242 197H243V194H242ZM246 197H245V198H246ZM6 198H7V197H6ZM10 198H11V197H10ZM12 198H13V197H12ZM14 198H15V197H14ZM17 198H19V197H17ZM159 198H160V197H159ZM173 198H174V197H173ZM204 198H205V197H204ZM215 198H216V197H215ZM227 198H228V197H227ZM230 198H231V197H230ZM238 198H237V199H238ZM240 198H241V195H240ZM27 199H28V198H27ZM40 199H41V198H40ZM128 199H129V198H128ZM142 199H143V198H142ZM144 199H145V197H144ZM149 199H150V197H149ZM183 199H184V198H183ZM185 199H187V198H185ZM188 199H189V198H188ZM199 199H200V198H199ZM201 199H203V198H201ZM217 199H218V198H217ZM242 199H243V198H242ZM251 199H252V198H251ZM8 200H9V199H8ZM8 200H5V201H8ZM13 200H14V199H13ZM17 200H18V199H17ZM21 200H22V199H21ZM21 200H19V201H21ZM59 200H60V198H59ZM139 200H141V198H140ZM159 200H160V199H159ZM164 200H165V199H164ZM164 200H163V201H164ZM167 200H168V199H167ZM175 200H177V199H175ZM180 200H181V199H180ZM192 200H193V199H192ZM226 200H227V199H226ZM226 200L224 201L225 204H226V202H227V203H228V202L230 203V201H226ZM229 200H231V199H229ZM238 200H240V199H238ZM1 201H2V200H1ZM9 201H10V200H9ZM11 201H12V200H11ZM23 201H24V200H23ZM40 201H41V200H40ZM115 201H116V200H115ZM178 201H179V200H178ZM178 201H177V202H178ZM184 201H185V200H184ZM234 201H235V200H234ZM252 201H253V200H252ZM14 202H16V201H14ZM41 202H42V201H41ZM146 202H148V201H146ZM146 202H145V203H146ZM185 202H186V201H185ZM190 202H191V201H190ZM203 202H204V201H203ZM217 202H218V201H217ZM244 202H246V201H244ZM247 202H248V201H247ZM261 202H263V201H261ZM10 203H12V202H10ZM26 203H27V201H26ZM79 203H80V202H79ZM88 203H89V202H88ZM127 203H128V200H127ZM188 203H189V202H188ZM233 203H234V202H231L232 205H233ZM252 203H253L252 205H254L255 202H252ZM259 203H260V202H259ZM259 203H257V204H259ZM4 204H5V202H4ZM4 204H3V205H4ZM6 204H8V203H6ZM6 204H5V205H6ZM128 204H129V203H128ZM173 204H174V203H173ZM180 204H181V203H180ZM183 204L185 205V203H183ZM189 204H190V203H189ZM197 204H198V202H197ZM205 204H206V202H205ZM223 204H224V203H223ZM223 204H222V205H223ZM235 204H236V203H235ZM238 204H239V203H238ZM241 204H242V203H241ZM20 205H21V203H20ZM44 205H45V204L43 203V207H44ZM58 205H59V203H58ZM69 205H70V204H69ZM145 205H146V204H145ZM145 205H144V206H145ZM158 205H159V204H158ZM227 205L229 206L230 204H227ZM232 205H231V206H232ZM239 205H240V204H239ZM255 205H256V203H255ZM8 206H9V205H8ZM16 206H17V205H16ZM40 206H41V204H40ZM46 206H48V204H47ZM60 206H61V204H60ZM128 206H129V205H128ZM131 206H132V205H131ZM142 206H143V205H142ZM144 206H143V207H144ZM197 206L199 207V205H197ZM202 206H204V205H202ZM233 206H234V205H233ZM233 206H232V207H233ZM248 206H249V205H248ZM248 206H247V207H248ZM13 207H15V206H13ZM22 207H23V206H22ZM43 207H42V208H43ZM105 207H106V206H105ZM105 207H104V208H105ZM186 207H188V206H186ZM186 207H184V208H186ZM189 207H190V206H189ZM195 207H196V206H195ZM200 207H201V206H200ZM72 208H73V207H72ZM190 208H191V207H190ZM221 208H222V207H221ZM223 208H224V207H223ZM248 208H249V207H248ZM0 209H1V208H0ZM17 209H18V208H17ZM54 209H56V208H54ZM67 209H68V208H67ZM131 209H132V208H131ZM167 209H168V208H167ZM208 209H209V208H208ZM240 209L242 210V207H241ZM249 209H250V208H249ZM47 210H49V209H47ZM143 210H145V208L142 209V210H140V211H143ZM182 210H183V209H182ZM192 210H193V209H192ZM196 210H197V209H196ZM196 210H195V211H196ZM202 210H203V209H202ZM205 210H206V209H205ZM257 210H258V209H257ZM257 210L252 209V211H257ZM42 211H43V209H42ZM42 211H41V212H42ZM44 211H46V208H45ZM44 211H43V212H44ZM67 211H68V210H67ZM145 211H146V210H145ZM177 211H178V210H177ZM185 211H187V210H185ZM199 211H201V210H199ZM215 211H216V210H215ZM245 211H246V210H245ZM247 211H248V209H247ZM252 211H251V212H252ZM25 212H26V211H25ZM59 212H60V211H59ZM59 212H58V213H59ZM68 212H69V211H68ZM78 212H79V211H78ZM143 212H144V211H143ZM151 212H152V210H151ZM163 212H165V211H163ZM180 212H182V211H180ZM188 212H189V211H188ZM206 212H208V211L206 210ZM240 212H241V211H240ZM242 212H243V211H242ZM27 213H28V212H27ZM44 213H45V212H44ZM70 213H71V212H70ZM124 213H125V212H124ZM185 213H186V212H184V214H185ZM192 213H193V212L191 211L190 214H192ZM199 213H200V212H199ZM202 213H203V212H202ZM237 213H238V212H237ZM257 213H258V212H257ZM42 214H43V213H42ZM42 214H41V215H42ZM55 214H57V213H55ZM63 214H64V213H63ZM63 214H62V215H63ZM66 214H68V213H66ZM91 214H92V213H91ZM151 214H152V213H151ZM167 214H168V213H167ZM178 214L180 215L181 213H178ZM186 214H187V213H186ZM190 214H189V215H190ZM193 214H194V213H193ZM212 214H213V213H212ZM218 214H219V213H218ZM229 214H230V213H229ZM231 214H232V213H231ZM233 214H234V213H233ZM233 214H232V215H233ZM248 214H250V213L248 212ZM252 214H253V213H252ZM68 215H69V214H68ZM92 215H93V214H92ZM123 215H124V214H123ZM153 215H154V214H153ZM187 215H188V214H187ZM187 215H186V216H187ZM198 215H199V214H198ZM219 215H221V214H219ZM232 215H231V216H232ZM238 215H239V213H238ZM238 215H235V216H238ZM240 215H241V214H240ZM242 215H243V213H242ZM255 215H256V214H255ZM70 216H71V215H70ZM109 216H110V215H109ZM126 216H127V215H126ZM180 216H181V215H180ZM190 216H191V215H190ZM190 216H187L188 219H189ZM193 216H194V215H193ZM205 216H206V215H205ZM205 216H204V217H205ZM212 216H214V215H212ZM224 216H225V215H224ZM226 216H227V215H226ZM251 216H252V215H251ZM51 217H52V216H51ZM57 217H58V216H57ZM156 217H157V216H156ZM183 217H185V216L183 215ZM183 217H182V218H183ZM221 217H222V216H221ZM241 217H242V216H241ZM255 217H256V216H255ZM255 217H254V218H255ZM0 218H1V217H0ZM17 218H18V217H17ZM24 218H25V217H24ZM61 218H62V217H61ZM191 218H192V217H191ZM205 218H206V217H205ZM209 218H211V217H209ZM213 218H215V217H213ZM230 218H231V217H230ZM230 218H229V219H230ZM242 218H243V217H242ZM247 218H250V217H247ZM82 219H83V221L86 222V220H84V219H86V218L83 217ZM93 219H94V218H93ZM141 219H143L142 216H141ZM178 219H179V218H178ZM178 219H176V220H178ZM183 219H184V218H183ZM196 219H199V217H197ZM216 219H217V218H216ZM220 219H221V218H220ZM225 219H226V218H225ZM231 219H233V218H231ZM234 219L236 220V218H234ZM234 219H233V220H234ZM240 219H241V218H240ZM244 219H245V217H244ZM244 219H243V220H244ZM251 219H252V218H251ZM14 220H15V219H14ZM52 220H53V219H52ZM52 220H51V221H52ZM191 220H192V219H191ZM209 220H210V219H209ZM209 220H208V221H209ZM211 220H212V219H211ZM211 220H210V221H211ZM255 220H257V219H255ZM6 221H7V220H6ZM80 221L82 222V220H80ZM178 221H180V220H178ZM185 221H186V220H185ZM196 221H197V220H196ZM196 221H195V222H196ZM202 221H203V220H202ZM204 221H205V220H204ZM214 221H215V220H214ZM237 221H238V220H237ZM239 221H240V220H239ZM244 221H245V220H244ZM248 221H249V220H247L246 222H248ZM250 221H251V220H250ZM15 222H16V221H15ZM27 222H28V221H27ZM76 222H77V221H76ZM78 222H79V221H78ZM88 222L91 223L90 221H88ZM175 222H176V221H175ZM192 222L195 223L193 220H192ZM205 222H206V221H205ZM228 222H229V221H228ZM257 222H258V220H257ZM261 222H262V221H261ZM92 223H93V222H92ZM110 223H111V222H110ZM183 223H185V222H183ZM198 223H199V222H198ZM198 223H196V224H198ZM207 223H208V222H207ZM207 223H205V224H207ZM212 223H213V222H212ZM235 223H236V222H235ZM235 223L232 224V225L235 226ZM239 223H240V222H239ZM250 223H251V222H250ZM262 223H263V222H262ZM6 224H7V223H6ZM78 224H79V223H78ZM82 224H83V223H82ZM82 224L80 223V225H82ZM98 224H99V223H98ZM131 224H132V223H131ZM134 224H135V223H134ZM153 224H154V223H153ZM153 224H152V225H153ZM169 224L172 225L171 223H169ZM169 224H168V225H169ZM174 224H175V223H174ZM196 224H194V226H196ZM215 224H216V222H215ZM217 224H219V223H217ZM226 224H227V223H226ZM236 224H237V223H236ZM247 224H248V223H247ZM247 224H246V225H247ZM258 224H259V223H258ZM11 225H12V224H11ZM89 225H90V224H88L87 226H89ZM110 225H111V224H110ZM180 225H181V223H180ZM208 225H209V223H208ZM232 225H231V226H232ZM238 225H239V224H238ZM240 225H241V224H240ZM240 225H239V226H240ZM263 225H264V224H263ZM9 226H10V225H9ZM70 226H71V225H70ZM77 226H78V225H77ZM114 226H115V225H114ZM124 226H125V225H124ZM136 226H137V225H136ZM154 226H156V225H154ZM174 226H176V224H175ZM174 226H173V227H174ZM187 226H188V225H187ZM200 226H201V225H200ZM210 226H211V225H210ZM210 226H209V227H210ZM220 226H221V225H220ZM229 226H230V225H229ZM229 226H226V227L230 228ZM259 226H260V225H259ZM259 226L257 225V227H259ZM261 226H262V225H261ZM11 227H12V226H11ZM79 227H80V226H79ZM89 227H90V226H89ZM185 227H186V226H185ZM185 227H184V228H185ZM198 227H199V226H198ZM201 227H202V226H201ZM203 227H204V226H203ZM206 227H207V226H206ZM212 227H213V226H212ZM216 227H218V225H217ZM216 227H215V228H212V229H214V232H215V230H217ZM221 227H223V226H221ZM226 227H225V228H226ZM232 227H233V226H232ZM237 227H238V226H237ZM237 227H236V228H237ZM0 228H1V227H0ZM87 228H88V227H87ZM100 228H101V227H100ZM113 228H114V227H112V229H113ZM139 228H140V227H139ZM143 228H144V227H142V229H143ZM152 228H153V227H152ZM154 228H155V227H154ZM154 228H153V229H154ZM169 228H170V227H168L167 230H169ZM187 228H188V227H187ZM191 228H192V227H191ZM191 228L189 227V230H190ZM199 228H200V227H199ZM219 228H220V227H219ZM223 228H224V227H223ZM225 228H224V229H225ZM233 228H234V227H233ZM238 228H239V227H238ZM246 228H249V227H245V229H246ZM250 228H251V227H250ZM45 229H46V228H45ZM79 229H80V228H79ZM79 229H77V230L79 231ZM93 229H94V228H93ZM170 229H171V228H170ZM172 229H173V228H172ZM172 229H171V230H172ZM180 229H181V228H180ZM185 229H186V228H185ZM194 229H195V228H194ZM196 229H197V227H196ZM203 229H204V228H203ZM203 229H202V230H203ZM207 229H208V227H207ZM221 229H222V228H221ZM224 229H223V230H224ZM245 229H244V230H245ZM256 229H257V228H256ZM113 230H115V229H113ZM113 230H109V231L112 232ZM136 230H137V228H136ZM139 230H140V229H138V233H137V235H139ZM202 230H200V231H202ZM204 230H206V228H205ZM223 230H222V232H223ZM233 230H234V232H235V229H233ZM3 231H4V230H3ZM3 231H2V232H3ZM78 231H76V233H77ZM90 231H91V230H90ZM115 231L117 232V230H115ZM140 231H141V230H140ZM148 231H149V230H148ZM150 231H151V230H150ZM187 231H188V230H187ZM187 231H186V232H187ZM220 231H221V230H220ZM261 231H262V230H261ZM263 231H264V230H263ZM163 232H164V231H163ZM180 232H181V230H180ZM180 232H178V233L180 234ZM182 232H183V231H182ZM196 232H197V231H196ZM196 232H195V233H196ZM216 232H217V234H218V231H216ZM232 232H233V231H232ZM234 232H233V233H234ZM240 232H241V231H240ZM244 232H245V231H244ZM248 232H249V230H248ZM248 232H246V233H248ZM255 232H257V231H255ZM29 233H30V231H29ZM58 233H59V232H58ZM61 233H62V232H61ZM119 233H120V232H118V234H119ZM121 233H122V232H121ZM140 233H142V232H140ZM143 233H144V232H143ZM143 233H142L141 235H143ZM191 233H193V232H191ZM226 233H228V232H226ZM229 233H231V232H229ZM233 233L230 234L232 237H233ZM30 234H31V233H30ZM78 234H79V236H80L81 233H78ZM78 234H77V235H78ZM92 234H93V233H92ZM116 234H117V233H116ZM144 234H145V233H144ZM146 234H147V233H146ZM156 234H157V233H156ZM181 234H182V233H181ZM184 234H185V232H184ZM214 234H215V233H214ZM214 234H211V233H210L209 236H210V235H214ZM217 234H216V235H217ZM224 234H225V232H224ZM224 234H221V235H223V237L225 238ZM238 234H239V233H238ZM25 235H26V234H25ZM55 235H57V234H55ZM81 235H82V234H81ZM94 235H95V234H94ZM130 235H132V234L130 233ZM141 235H139L140 238H141ZM182 235H183V234H182ZM182 235H181V236H182ZM193 235H194V233H193ZM196 235L198 236V233H197ZM216 235H214V236H216ZM219 235H220V234H219ZM225 235H226V234H225ZM240 235H241V234H240ZM240 235H239V236H240ZM242 235H243V234H242ZM244 235H246V234H244ZM75 236H76V235H75ZM75 236H74V237H75ZM92 236H93V235H92ZM114 236H115V235H114ZM116 236H117V235H116ZM118 236H119V235H118ZM156 236H157V235H156ZM174 236H176V235L174 234ZM205 236H206V235H205ZM247 236H248V235H247ZM247 236H246V237H247ZM28 237H29V236H28ZM30 237H31V236H30ZM46 237H47V236H46ZM55 237H56V236H55ZM98 237H100V235H99ZM124 237H125V236H124ZM127 237H129V236H127ZM147 237L149 238V235H148ZM150 237H151V236H150ZM179 237H180V235H179ZM186 237H187V235H186ZM188 237H189V236H188ZM217 237H218V236H217ZM229 237H230V236H228V238H229ZM235 237H236V238L233 237V239H237V238H238V236H235ZM242 237H243V236H242ZM246 237H245V238H246ZM6 238H7V235H6ZM6 238H5V239H6ZM38 238H39V237H38ZM72 238H73V237H72ZM76 238H77V237H76ZM105 238H106V237H105ZM151 238H152V237H151ZM176 238H177V237H176ZM176 238H175V239H176ZM190 238H191V237H190ZM200 238H201V237H199V239H200ZM213 238H214V237H213ZM224 238H223V239H224ZM228 238L225 239V242H226V240H227V241L229 240ZM230 238H231V237H230ZM249 238H250V237H249ZM0 239H2V238H0ZM9 239H10V238H9ZM79 239H80V237H79ZM79 239H78V240H79ZM157 239H158V238H157ZM181 239H182V238H181ZM192 239H193V238H192ZM192 239H191L190 241H192ZM204 239H205V238H204ZM216 239H217V238H216ZM220 239H222V238L220 237V238H219V241H220ZM223 239H222L221 241H223ZM231 239H232V238H231ZM29 240H30V239H29ZM39 240H40V239H39ZM83 240H84V239H83ZM124 240H125V239H124ZM126 240H127V239H126ZM140 240H141V239H140ZM146 240H147V239H146ZM149 240H151V239H149ZM153 240H154V239H153ZM200 240H201V239H200ZM200 240H199V241H200ZM238 240H239V239H238ZM242 240L244 241L245 239L243 238ZM10 241H11V239L9 240V243H10ZM18 241H19V240H18ZM72 241H73V240H72ZM81 241H82V240H81ZM84 241H85V240H84ZM98 241H99V240H98ZM104 241H105V240H104ZM186 241H187V240H186ZM186 241H185V242H186ZM211 241H212V240H211ZM229 241H231V240H229ZM233 241H235V240H233ZM243 241H242V242H243ZM245 241H246V240H245ZM253 241H255V240L253 239ZM73 242H74V241H73ZM76 242H77V241H76ZM87 242H89V240H88ZM130 242H131V241H130ZM154 242H155V241H154ZM168 242H169V241H168ZM172 242H173V241H172ZM180 242H181V241H180ZM188 242H189V238H188ZM193 242H194V241H193ZM193 242H192V243H193ZM206 242H207V241H206ZM206 242H204L202 245H204ZM225 242H224V244L226 245L228 242H226V243H225ZM238 242H239V241H238ZM27 243H28V242H27ZM74 243H75V242H74ZM82 243H83V242H82ZM98 243H99V242H98ZM109 243H110V242H109ZM131 243H132V242H131ZM135 243H136V242H135ZM138 243H139V242H138ZM142 243H143V242H142ZM148 243H150V242H148ZM211 243H212V242H211ZM211 243H210L209 245H207V246H210ZM232 243H233V242H232ZM243 243H244V242H243ZM246 243H247V242H246ZM249 243H250V241H249ZM259 243H260V242H258V244H259ZM11 244H12V243H11ZM28 244H29V243H28ZM83 244H84V243H83ZM133 244H134V242H133ZM180 244H181V243H180ZM183 244H185V243H183ZM190 244H191V243H190ZM198 244H199V243H198ZM214 244H215V243H214ZM219 244H220V243H219ZM219 244L217 243V245H219ZM253 244H255V243H253ZM80 245H81V244H80ZM80 245H79V248H80ZM98 245H99V244H98ZM98 245H97V246H98ZM137 245H138V244H137ZM143 245H144V244H143ZM145 245H146V244H145ZM170 245H172V244H170ZM170 245H169V246H170ZM176 245H177V244H176ZM176 245H174V246H176ZM178 245H179V243H178ZM178 245H177V246H178ZM195 245H196V244H195ZM217 245H216L215 247H217ZM221 245H223V244L221 243ZM221 245H220V247H221ZM228 245H231V243L228 244ZM240 245H241V244H240ZM245 245H246V244H245ZM249 245H250V244H249ZM30 246H31V245H30ZM81 246H82V245H81ZM84 246H87V245H84ZM126 246H127V245H126ZM132 246H133V245H132ZM138 246H139V245H138ZM138 246H137V247H138ZM147 246H148V245H147ZM163 246L165 247V245H163ZM172 246H173V245H172ZM180 246L183 247V245H180ZM185 246H186V245H185ZM187 246H188V245H187ZM213 246H214V245H213ZM235 246H236V245H235ZM243 246H244V245H243ZM259 246H260V245H259ZM9 247H10V245L8 246V248H9ZM23 247H24V246H23ZM66 247H67V246H66ZM93 247H94V244H93ZM101 247H102V246H101ZM121 247H122V246H121ZM133 247H134V246H133ZM178 247H179V246H178ZM192 247H193V245H192ZM194 247H195V246H194ZM199 247H200V246H199ZM222 247H223V246H222ZM227 247H228V246H227ZM227 247L224 246L225 250H226ZM262 247L264 248V246H262ZM10 248H11V247H10ZM76 248H77V247H76ZM79 248H78V250H80ZM90 248H91V247H90ZM124 248H125V246H124ZM129 248H131V247H129ZM173 248H174V247H173ZM180 248H181V247H180ZM190 248H191V246H190ZM196 248H197V246H196ZM196 248H195V249H196ZM201 248H202V247H201ZM210 248H212V246H211ZM210 248H208V249H210ZM213 248H214V247H213ZM213 248H212V249H213ZM217 248H218V247H217ZM217 248H216V249H217ZM224 248H223V251L226 253V252L228 251V249H227V251H225ZM228 248H229V247H228ZM230 248H231V247H230ZM241 248H242V247H241ZM254 248H255V247H254ZM254 248H253V249H254ZM263 248H262V249H263ZM27 249H28V248H27ZM29 249H30V248H29ZM57 249H58V248H57ZM63 249H64V248H63ZM87 249H88V248H87ZM147 249H148V248H147ZM163 249H165V248H163ZM181 249H182V248H181ZM181 249H180V250H181ZM188 249H189V247H188ZM195 249H193V251H194ZM197 249H198V248H197ZM205 249H206V248H205ZM221 249H222V248H221ZM231 249H232V251H233V248H231ZM234 249H235V247H234ZM247 249H248V248H247ZM5 250H6V246H5ZM9 250H10V249H9ZM43 250H44V249H43ZM78 250H77L76 252H80V251H78ZM85 250H86V249H85ZM116 250H117V249H116ZM131 250H132V248H131ZM158 250H160V249H158ZM167 250H168V249H167ZM167 250H164V251L168 252ZM210 250H211V249H210ZM210 250H209V251H210ZM2 251H3V250H2ZM11 251H12V248H11ZM14 251H15V250H14ZM14 251H12V252H14ZM27 251H28V250H27ZM61 251H63V250H61ZM65 251H66V250H65ZM65 251H64V252H65ZM105 251H106V250H105ZM135 251H136V250H135ZM149 251H150V250H149ZM154 251H155V249H154ZM174 251H175V249H174ZM174 251H173V252H174ZM203 251H204V254H205V250H203ZM209 251H208V252H209ZM211 251H212V250H211ZM219 251L222 252V250H219ZM219 251H218V253H219ZM230 251H231V250H230ZM232 251H231V252H232ZM234 251H235V250H234ZM234 251H233V253H234ZM258 251H259V250H258ZM7 252H8V251H7ZM58 252H60L59 249H58L57 253H58ZM82 252H83V251H82ZM119 252H120V251H119ZM169 252H170V251H169ZM169 252H168V253H169ZM176 252H178V251H176ZM176 252H175V253H176ZM189 252H190V251H189ZM199 252H200V250H199ZM216 252H217V251H216ZM221 252H220V253H221ZM236 252H237V251H236ZM248 252H249V251H248ZM262 252H263V250H262ZM39 253H40V252H39ZM46 253H47V252H46ZM57 253H56V254H57ZM88 253H89V251H88ZM104 253H105V252H104ZM115 253H116V252H115ZM130 253H131V252H130ZM137 253H138V252H137ZM147 253L150 254L149 252H147ZM170 253H172V252H170ZM178 253H179V252H178ZM178 253H177V254H178ZM195 253H196V252H195ZM200 253L202 254V251H201ZM229 253H230V252H229ZM229 253H226L227 256H228ZM237 253H238V252H237ZM254 253H255V252H254ZM259 253H260V252H259ZM263 253H264V252H263ZM12 254H14V253H12ZM26 254H27V253H26ZM28 254H29V253H28ZM31 254H32V253H31ZM80 254H81V253H80ZM134 254H135V253H134ZM148 254H147V255H148ZM156 254H157V253H156ZM182 254H183V253H182ZM208 254H209V253H207V255H208ZM223 254H224V253H223ZM223 254H222V255H223ZM261 254H262V253H261ZM8 255H9V254H8ZM8 255H6L7 258H8ZM51 255H53V254H51ZM51 255L49 254L50 257H51ZM59 255H60V254H59ZM59 255H58V256H59ZM61 255H62V253H61ZM67 255H68V253H67ZM85 255H87V253H86ZM96 255H97V254H96ZM135 255H136V254H135ZM143 255H144V254H142V257H141V256H139V257H141V258L143 259ZM152 255H153V254H152ZM180 255H181V253H180ZM180 255H179V258H180ZM184 255H185V254H184ZM184 255H183V256H184ZM187 255H188V254H187ZM196 255H197V253H196ZM209 255H210V254H209ZM209 255H208V256H209ZM231 255H232V254H231ZM233 255H235V254H233ZM241 255H242V253H241ZM247 255H248V254H247ZM251 255H252V251H251ZM251 255H250V256H251ZM254 255H255V254H254ZM11 256H12V255H11ZM20 256H21V255H20ZM53 256H54V255H53ZM58 256L56 255V257H58ZM81 256H83V255H81ZM87 256H88V255H87ZM126 256H128V255H126ZM174 256H175V255H174ZM194 256H195V255H194ZM217 256H218V255H217ZM224 256H225V255H224ZM227 256H226V257H227ZM238 256H239V253H238ZM245 256H246V254H245ZM0 257H1V256H0ZM2 257H3V256H2ZM2 257H1V258H2ZM4 257H5V256H4ZM4 257H3V259H5ZM44 257H46V256H44ZM135 257H136V256H135ZM149 257H151V256H149ZM149 257H148V258H149ZM166 257H167V256H165V258H166ZM168 257H169V256H168ZM168 257H167V259H165V261L167 260V261H168L167 263L169 264V261H170L171 258H169V260H168ZM171 257H172V254H171ZM226 257H225V260H226ZM231 257H233V256H231ZM235 257H236V256H235ZM246 257H247V256H246ZM252 257H253V256H252ZM27 258H28V257H27ZM29 258H30V257H29ZM60 258H61V257H60ZM62 258H63V257H62ZM154 258H155V257H154ZM173 258H175V260H176V256L173 257ZM190 258H191V257H190ZM205 258H206V257H205ZM205 258H204V259H205ZM215 258H216V257H215ZM222 258H223V257H222ZM222 258H221V259H222ZM229 258H230V257H229ZM239 258H240V256L238 257V259H239ZM242 258H243V257H242ZM41 259H42V257H41ZM70 259H71V258H70ZM118 259H119V258H118ZM125 259H126V258H125ZM136 259H137V258H136ZM145 259H146V256H145ZM149 259H150V258H149ZM193 259H194V257H193ZM195 259H196V258H195ZM199 259H200V258H199ZM210 259H211V258H210ZM28 260H29V259H28ZM59 260H60V259H59ZM138 260H140V259H138ZM138 260H137V261H138ZM157 260H158V259H157ZM159 260H161V259H159ZM162 260H163V259H162ZM185 260H186V259H185ZM218 260H219V259H218ZM227 260H228V259H227ZM235 260H236V258H235ZM239 260H240V259H239ZM246 260H247V259H246ZM7 261H8V260H7ZM63 261H64V260H63ZM65 261H66V259H65ZM71 261H72V260H71ZM179 261H180V260H179ZM199 261H200V260H199ZM204 261H205V260H204ZM204 261H203V263H204ZM219 261H221V260H219ZM223 261H224V259H222V262H223ZM229 261H230V260H229ZM229 261H228V262H229ZM231 261H232V260H231ZM231 261L229 262L230 264H231ZM233 261H234V260H233ZM237 261H238V260H237ZM257 261H258V260H257ZM0 262H1V260H0ZM16 262H17V261H16ZM29 262H30V261H29ZM41 262H42V261H41ZM45 262H46V261H45ZM163 262H164V261H163ZM163 262H161V263H163ZM171 262H172V261H171ZM196 262H197V260H196ZM196 262H193V263H196ZM215 262H216V261H215ZM217 262H218V261H217ZM225 262H226V261H225ZM228 262H227V263H228ZM57 263H59V262H57ZM57 263H56V264H57ZM73 263H74V262H73ZM122 263H123V262H122ZM146 263H147V262H146ZM146 263H145V264H146ZM149 263H150V262H149ZM157 263H159V262H157ZM157 263H156V264H157ZM164 263H165V262H164ZM172 263H174V262H172ZM229 263H228V264H229ZM233 263H234V262H233ZM233 263H232V264H233ZM238 263H239V261H238ZM240 263H242V261H241ZM2 264H3V262H2ZM41 264H44V262L41 263ZM53 264H54V263H53ZM71 264H72V263H71ZM74 264H75V263H74ZM138 264H140V262H139ZM142 264H144V263H142ZM159 264H160V263H159ZM170 264H171V263H170ZM185 264H186V263H185ZM187 264H188V262H187ZM190 264H191V263H190ZM197 264H198V262H197ZM200 264H201V263H200ZM221 264H225V263L223 262V263H221ZM242 264H243V263H242Z\"/></svg>",
	"mask_w": 264,
	"mask_h": 264
}]
</instances>
